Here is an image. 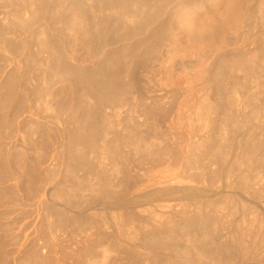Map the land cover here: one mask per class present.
Segmentation results:
<instances>
[{
	"label": "rangeland",
	"instance_id": "1",
	"mask_svg": "<svg viewBox=\"0 0 264 264\" xmlns=\"http://www.w3.org/2000/svg\"><path fill=\"white\" fill-rule=\"evenodd\" d=\"M0 1L1 2L3 1L2 3L0 2V4L2 5V8H4V9L0 8V12L2 13V14L0 13V32L1 31H4L3 33H5V34H3V36L9 37V35H6V34L8 33V29L11 27V25L8 24L9 20L6 19L7 20L6 21L4 18H6L7 14L12 9V6H11V3H9L10 0H0ZM102 1L105 2V0H102ZM150 1H151L150 2V5L151 6L149 5L150 7H148V8H145V6L142 7V5H144V2H145V1H143L140 4L139 11L136 8H134V5H133L132 1L129 2V7L126 9V13H129L130 12L131 15H132L131 18H129V19H128L127 16H125L126 15L125 14V11L120 6H118L117 4L115 5V3H112V7H111V4H108V6L106 7V5L101 2V0H95V1L94 0H85V1L84 0H38V1L37 0L36 1L35 0H25V2L23 0V2L21 3V6L19 8L20 11L18 12L21 15V16L19 15L20 18H19V22H18V23L21 22V24H20V27L17 30L19 33H17V31H15V34L13 35V37L10 38V39H8V41H13L14 43L12 45H10L11 47L9 46V48H8V45L6 44L5 47H6L7 51L4 52V53L3 52L0 53V81H1L0 82V88L2 89V91L6 89L2 93H5L6 91H8L11 86H12L11 88H13L15 90H18L19 89V91H22V93L26 97V99L28 98L27 101H26V104H25L26 106L24 105L25 110H27V109L29 110L30 109V111H31V113L33 115L32 122L35 121L36 124H38V125L40 124V125H39V127L36 126V128H38V130H36V133H34L35 135L34 134H31L33 132V130H32V132L30 130L32 128H34L36 124L34 123V125H32V124L29 123L26 126V127H28L30 125L28 127L29 129H26V127L24 125L25 124L24 122L26 120L25 118L27 117V115H25V113H24L23 116H22L23 119H21V116H20L19 119H18V123L19 124L16 123L19 126H17V125L13 126V128L15 127L14 129H16L15 131L13 129L12 132L9 133V130H7V128H6L7 131L5 130L4 127L0 128V129H2V130H0V136H1L0 137L1 138L0 139V154H1V156H3V157L5 156L6 158H8L10 160V163H11V169L12 170L15 169V171H12L13 178L8 179L7 181H5V183L3 182V184L0 185V195L2 194L4 196V194H5V196L3 198H1V200H0V213H2V215L0 214V216H1L0 217V226L1 225L3 226V227L2 226L0 227V235H1L0 236V252H1V254L5 255V256H2V261H0V264H35L36 263L35 262L36 256H34V255L35 254H38V253H39L38 255H40V258H42L44 256H47V258L49 257L48 258L49 259V263H51V264H99V263L100 264H126V263L127 264H136V263L139 264L140 262H142V264H143V262H145L144 264H146L147 263V260L146 259L147 258L152 259L151 257H153V259L156 260V263H158V264H173V261L176 260V257L175 256H177V258H179L178 260L180 262L185 257V255L184 254L182 255L181 253H178V252H174V248L171 247L172 245L175 246V247H177V248H183V249H187L189 251L191 250L190 251V256H191L192 261H193L194 258H196V259H194V262H193L194 264H196V263L197 264L198 263L199 264H204V262L206 260L207 261L205 262V264H209L211 262V258L210 257H206V259H204L205 257H200L199 258L197 255L195 256L194 252L192 253L193 248L191 246V242H190V239H189L191 237V234L195 235V234L199 233L201 230H204V229H205V231L208 230L207 232H209V237L212 236L211 238H208L207 239V241H209V243H213V245L215 247H217V245H218L219 248H221V247L223 248L224 246H228L229 248H231V250L229 252V255H230L231 251H232V253L234 251L235 254L233 253L230 256L232 257V259L234 258V261L235 262L236 261L237 262L239 261L238 263H240V261L243 262L245 260V257H246L247 259L249 258L250 261L251 260L253 261L252 263L250 261L249 262L247 261L246 263H248V264H264V261H262V260H264V242H262V241H264V238H262V236H264V228H262V225H264V132H262V131H264V34H261L262 32H264V30H262V28H264V26H262L261 30L258 29L259 31L256 30V29H251V30L255 31L253 33V31L250 30V28L252 27V25L250 27L249 22L246 21V12H245L248 9V7L250 8V7H252V6L254 7L256 5V3L254 2L256 0H207L205 2V3H207V5H205V7L202 4V1H200V0H150ZM24 3L26 5V7H24ZM131 3H132V5H131ZM152 3H153L154 6L152 5ZM198 4H200L199 7H197ZM156 6H158V7H156ZM113 7L116 10H114ZM141 7H142V9H141ZM153 7H156V8L154 9ZM34 8H35V10H34ZM109 8H110V10H109ZM161 8H163V10ZM147 9H149V10H147ZM1 10H3V11H1ZM154 10H155V12H154ZM160 10H161V12H160ZM6 11L8 13H6ZM144 11L147 12V13H145ZM150 11L152 13H157L156 14L157 16L154 14L155 17H154V15H152L153 17H151L150 19H148V21H149V23H148L149 24L148 30L151 28V30L148 31L147 30V27L144 26V25L146 24L148 26V24H147L148 21H145V20H147L146 16L149 13H151ZM215 11H217V12L215 13ZM3 12L5 13V16L4 17H3V14H4ZM137 12L138 13L141 12L140 13L141 15L140 14H137ZM142 12H144L145 14L142 13ZM159 12L161 13V15H160ZM210 12H211V14H210ZM31 14H32L33 17L31 16ZM142 14L145 15V18H144V15H142ZM158 14L160 15V17H158L159 16ZM204 14H206V15H204ZM138 15H140V16H138ZM23 16H26V17L23 18ZM262 16H264V13H262ZM156 17H158V19ZM155 18H156V20H155ZM212 18H213L214 21L212 20ZM22 20H23L24 24L22 23ZM24 20L25 21H28L29 20V21L26 22L27 25L23 27V25L26 24ZM128 20H129V22H128ZM192 20H194V21H192ZM200 20L202 22H200ZM239 20H240V23H239ZM155 21H156V23H154ZM159 21H161L162 24H164L165 22H168V23H165L164 24L167 27H165L164 25H162ZM262 21H264V18H262ZM133 22H135V25H134ZM151 22H152V24H151ZM153 23H154V25H157V26H154ZM6 25H7V27H6ZM160 25H162L163 27L160 26ZM177 25H178V27H177ZM83 26H84V28H83ZM154 27H156L154 29L155 31L157 29H159V28L160 29L157 30L156 32H153V28ZM164 27H165V29H162L163 30L162 31L161 28H164ZM89 28H91V29H89ZM217 29H218V31H217ZM65 30L67 32H65ZM86 30L90 31L89 33L91 35L89 33H87L88 31H86ZM57 33H58V35H57ZM85 33L87 35L89 34V36H87ZM257 33H260V34H257ZM16 34L17 35L20 34V35L17 37ZM150 34H151V36H149ZM180 34H181V36H180ZM95 35H97V36H95ZM215 35H216V37H215ZM82 36H83V38L86 37V39H87L86 41H90L92 39L93 40H92V42H90L88 44V42H85V40L82 38ZM19 37H20V39H18ZM56 37H58V38H56ZM90 37H93V38L91 39ZM156 37H160L159 38L160 40L159 39L158 40H159V42H161V41L162 42L161 43H158V40H157ZM13 38H17V39L16 40L15 39L13 40ZM36 38H38V39H36ZM48 38H49L50 41L47 40ZM88 38H90V39L88 40ZM166 38H169V39H166ZM21 39L23 41H24V39L25 40L27 39V40H26V42L24 41L23 44H22V41L19 42ZM44 40H46V42H43ZM142 40L143 41H146V44L144 43V45H146V46H144L142 44L143 43ZM183 40H185V41H183ZM16 41H17V43H16ZM132 41L135 42L134 43V46L136 45V43H139V44H137L138 47L135 46V49H134V47L132 45L133 44ZM137 41H140L141 44H142V46H140L141 45L140 42H137ZM168 41H170V43ZM129 42H131V43H129ZM173 42H174V45H173ZM20 43H21L22 46L25 44L24 45V48L23 47H19L20 46ZM39 43H41L42 45L41 44L39 45ZM44 43L45 44L47 43L48 45L47 44L45 45ZM147 43H149V44H147ZM152 43H153V45H152ZM157 43L159 44V46H158ZM236 43H238V45ZM16 44H18V45H16ZM49 44L52 47L49 46ZM163 44L165 46H163ZM53 45H54V47H53ZM46 46H49L51 48H49V47L47 48ZM128 46H130V48ZM153 46H156L157 48L156 47H153ZM121 47H123V49H124V47H126L125 49H131V50H133L135 52H137V50H138L137 48H139V47H142V49L144 47V49L148 50L149 52L152 51L151 52L152 54L150 56L152 58L149 59L151 62L148 60V61H146V63L147 62L148 63L150 62L149 64L151 65V69H152V66H156L155 68L153 67V70H156V71H154L155 73L153 72V74H156L157 72L160 73V75H158V73L156 74V76L158 75L157 77L155 75L152 76V74H151V77H152V80H153L152 82L154 84L156 83L157 87L160 84V86L158 87L159 89H162L163 88V90H165V88H166L165 91H168V90L172 91L171 89H173L172 92H176L177 90L174 89V88H176L175 86H177V88L178 87L180 88V89H178V91L180 90L181 92L180 93H177L176 92L177 93L176 94L177 96H175L176 98L174 97V99H173L172 108L174 109V107H175L176 111L177 112L180 111L181 113L179 112V113L176 114V111L172 109L173 111L171 112V114L173 116L169 117L165 121V124L166 125L161 122L160 123V126L162 128L160 127L159 129H160L161 132H164V133H167L168 134V136L166 138L168 140H165V141H168V143L170 142L171 145H173L174 147H176V144H180L181 151L179 150L180 152H178V153H179V155L180 154L181 155L178 156L179 158L177 157L176 161L173 162V164H166L167 166L166 165H161V167H160V165H158V166L156 165V169H155V166L153 167V165L151 163V161H152L151 158L152 157H149V155L147 157L145 155L146 159L142 161V164L141 165H137L138 163L136 161L139 159V157H140L141 154L139 153L140 155L137 154L136 156H134L136 154V153L134 154V152H137V151H134L133 150V152L130 153V151L128 150V152H127V149H126L127 146H123V147L120 146L121 148L119 147V149H117V151L120 152V153L118 152V154H119L118 156L116 154L115 155L113 154V151L112 150L115 149V147L117 146V144H116L117 142L114 143L115 141H113V140H115V138H112V137L115 136L117 138V140H119L120 138H121V140H123V138H125V137H126L125 139H128V137L130 136L129 135L130 133H128V132H131L130 130H132V131L133 130L140 131L142 129L143 131L141 130L140 132H142L143 134H146L148 132V130H147V128L145 126L144 127L143 126H141V127L138 126L140 124V121H142V119H140V117H138V113H139V108L140 107L138 105L139 102L138 103L136 102V101H138V97L136 96L138 94H136L135 96L132 97L134 99L136 97L135 100L132 99L131 97H128V99L130 98L129 101H126V103L124 102V104L122 106H119L117 108L112 109V110L118 109L116 111L118 113L115 112L116 113L115 115H114V111L109 110L111 108H109V109L108 108H100V111L104 110L102 112H104L103 114H105L106 117H107V115L109 116V119H108V122L110 123V124L108 123L109 125H107V123H104L105 125L103 124V122L105 120H102V122H100L101 121L100 118L103 116L102 112H100L102 114V115L100 114L101 117L99 116V120L97 119L96 120V123L94 125H92V127H90V129H89L91 131V134H90V131H88V130H85V131L84 130L82 131V129L80 130V135H82V136H80V139L79 140L82 142V145H81V142L78 143V145H81V146H79V149L78 150H80V152L82 153V155L84 154L82 156V157L85 158V159L82 160L84 164L81 161V163L79 164V166H76V167H74L72 169V167H70V166L67 167V164H65L63 161L61 162V160H59V159H56V160H59L60 162L59 161L56 162L54 159H51L49 157V155L51 156L52 153L54 151H56L55 149H57L56 152H59V151H61L63 149L62 148V145H63V142H64L66 136H64L61 131L64 128L62 126V127H60V129H57L58 131L60 130V132L57 133V131L55 130L56 128L53 125L52 126L49 125L48 129H51V131L53 132V134H52V132L50 130H48V131H50L49 135H51V136H49V137L51 138V140H52L51 141L50 138L48 137V134H46L45 131H44L45 128H46V127H43L45 125V122H44L45 120H43V119L40 118V117H42L44 115L53 113V111H56L57 112V108H56L55 103H53V101H51L52 98H53V96H54V94H55V92L56 91H59V92H61V96H63V97L65 96L64 99L67 98L66 101H68V106L69 107L68 106L66 107L65 114L63 115L65 117H63V119L64 120H67V121H65V124L67 123L66 125L72 131L69 128H66V129H68V131L71 132V133H75L76 132L77 127H74V126H77L76 123L80 120L81 116L83 115V113H82L83 110H84L83 108L84 107H88V108H85V109H89V108H92V107L93 108H96V107H95V105H93V99L94 98L91 95H86V93L84 92L83 88L79 87L81 85H79V84H78V86L75 85V83L72 82L74 80H71V79H66V82H65V78L64 77L66 76V74L63 75V73H61L62 72V69H61L62 67L59 65V62L56 61L52 57V54H54V51L57 48L56 50L57 51L60 50L61 54H63L62 58H63L64 63H66V64L68 63L69 66L71 64L72 65L71 67H75L76 66L75 68H78L79 67L80 70L81 69L83 70V69H88L89 68V70H94L95 69L96 71L97 70L99 71V69H100L99 72H102L100 74L103 75L104 78H108V74H109L110 71H108L109 69H107L106 67L102 66V64L108 63L109 60L115 59L117 57L116 53H118V52L121 53V51H122V49H120ZM147 47H149V48H147ZM151 47H153V48L151 49ZM176 47H178V48H176ZM42 48H44V49H42ZM117 48L119 49L118 51H116ZM26 49H27V51H26ZM139 49H140V51L138 50V52H140L142 54H143V52L145 53V51H146V50L143 49V52H142L141 51L142 49L141 48H139ZM168 49H170L171 51L168 50ZM177 49H179L180 51L177 50ZM216 49H217V51H216ZM93 51L95 53H92ZM105 51H106V53H104ZM221 51H225L227 53V56L230 54V56L232 57L231 58L229 56L230 59L227 58L228 62L225 63V64H227L228 67H230V65H229L230 62H234L231 59H233L235 56H236V58H234L235 59V62L238 61L237 62L238 64H242L243 63L246 66V67L244 65L243 66L242 65H239L238 66V67L241 66V68L239 70H242V71H239L237 69L238 67L236 69H232V70H229V71H227V69H226L225 70V73L223 72V75L222 76H224V74H226L227 76L225 75L224 78H221L219 76L218 77V80H217V83H218V81L222 80L221 83L219 82L220 85H221V87H224V86L226 87L227 86V88H223V89H224V91L226 93L229 92L228 94H230L229 89L231 87L236 88V91H235L236 94L235 95H237L236 98L238 97L237 99L240 100L239 101V104L241 103V105H237L239 109L236 106H235L236 108L235 107L233 108V106L230 104L229 101H228V103L230 105L228 103H226V105H225V106H227L226 108L225 107H222L225 103L222 104V105H220V106L217 105V107L215 106V108L213 109L214 110V113H213V110H212L211 115L210 114L208 115L209 118H211V119L207 118L206 121H203L201 119V117H197L198 115H196V114L198 112H196V111L194 112L193 111V110H195L194 109L195 104L196 105L197 104L199 105V100H200L199 98H201V94H202V89H200L199 86L200 85H203L202 80L205 77V73L203 74V72L210 65V63H207V62H210L211 60L209 61V59L210 58L212 59L216 54H218ZM66 52H68V53L66 54ZM11 53H13V54H11ZM38 53H39V55H37ZM109 53H111V54H109ZM231 53H232L233 56L231 55ZM6 55L8 57H6ZM13 55H14L15 58L18 56L17 59L13 58ZM29 55H31V56L29 57ZM46 55H48V56H46ZM158 55H160V56H158ZM107 56H109L108 59H107ZM174 56H177V57L175 58ZM80 57H81V59H80ZM88 57H90V58H88ZM155 57H157V58H155ZM184 57H185V59H184ZM238 57L241 60H239ZM28 58H29V60H27ZM71 58H72V60H70ZM105 58H106V61H105ZM247 58H248V61L249 62L248 61H245V60H247ZM25 59H26V61H25ZM122 59L123 58H121V60ZM152 59H155L154 61L155 62L157 61L159 63L157 64V63L153 62ZM159 59H160V61H159ZM6 60H7V62H6ZM161 60L164 63H161ZM177 60H178V62H177ZM44 61H45V63H43ZM78 62H80V63H78ZM82 62H84V63H82ZM235 62L234 63H231V66L233 64H237ZM246 62H248V63H246ZM16 63H18V64H16ZM41 63H43L46 67L44 68ZM46 63H48V64H46ZM148 63L147 64H144V69H146V67H147L148 70H149V72H152L153 70H150V65L148 67ZM151 63L154 64V65H152ZM35 64H36V66H35ZM161 64L162 65L164 64V65L168 66L167 67L168 70L166 69V66H164V65L161 67ZM201 65L202 66L205 65L206 67L203 66V68H202ZM247 65L249 67H247ZM49 66H50V68L47 69V67H49ZM56 66L60 67L61 70H57L58 68ZM225 67H226V65H225ZM244 67L246 69H244ZM161 68H162V70H161ZM2 69H3V71H2ZM36 69H37V71H36ZM40 69H42V71ZM144 69L140 67L138 69V72H136V77H137L138 83H141V82H143V84L145 83V81H144V77L145 76L144 77H143V75L141 76V74H144L145 73L144 72ZM170 69L171 70H174V71L171 72ZM175 69H177V71ZM191 69L194 72L191 71ZM189 70H190V72H189ZM234 70H237V72L234 71ZM246 70H248V71H246ZM163 71H166V73H168L169 75L166 74ZM179 71L181 73H184V74L181 76V73ZM1 73H2V75H1ZM58 73H61L64 76L63 77L64 79L61 77L62 75L61 74L59 75ZM173 73L174 74L175 73H179V75L178 74L173 75ZM194 73H195V75H194ZM165 74L167 75V77H166ZM40 75H43V77L40 76ZM54 75H55V77L57 79L54 78ZM9 76H10V78H9ZM12 76H13V78H15V77L17 78L18 77L17 78L18 81L15 80L16 78L13 79ZM169 76L171 78L173 77V79H175V80L170 79ZM195 76H197V77H195ZM154 77H155V80L156 79H158V80L154 81V79H153ZM188 77H190L189 80H188ZM8 78H9V80H8ZM28 78H30V79L28 80ZM219 78H221V79H219ZM5 79H6V81L8 80L7 82H10L12 80L11 81L12 83L11 82L10 83H7L5 81ZM241 79H242V81H241ZM13 80H15V83H14ZM141 80H143V81H141ZM159 80H161V81H159ZM165 80L167 82H164ZM168 80L169 81L172 80V81L169 83ZM185 80H188V82L185 81ZM246 80H248V81H246ZM172 82L175 85H173ZM190 82H192V83H190ZM4 83H7V85H5ZM72 83H74V84H72ZM70 84H72L74 86V88ZM180 84L182 86H180ZM233 84H235V85H233ZM4 85L7 88H4L3 89ZM8 86H9V88H8ZM13 86H16V88L13 87ZM195 86H196V88H195ZM71 87H72V90H71ZM201 87L203 88V86H201ZM228 87H230V88H228ZM189 88H191V90L194 89V91L193 90L192 91L191 90L189 91ZM67 89H68V91H67ZM198 90H199V92H197ZM200 90H201V93H200ZM34 91H36V92H34ZM188 91H189V93H187ZM142 92L139 91L140 94ZM192 92H193V94H192ZM256 92H258V93H256ZM0 93H1V91H0ZM183 93L185 94V96H184ZM197 93H199V94L198 95H195ZM76 94L79 97L76 96ZM179 94L181 96L183 95L186 99L184 97L183 98L185 100L182 99V97ZM187 94H189V96H187ZM192 95H195V96L190 97ZM27 96H29V97H27ZM178 96H180V98L183 101L180 98H178ZM212 96H213L212 98H214V94H212ZM86 97L89 98V99L91 98L90 101L85 100ZM195 97H196V99H195ZM44 99H45V102L43 101ZM165 99H164V101H162V103L164 102L165 105L169 106V104L166 103L169 100H167V99L165 100ZM197 99H198V101H197ZM192 100H194L193 101V103H194L193 105H192ZM228 100H230V99H228ZM40 101H43L44 104H43V102H40ZM94 102H95V99H94ZM185 102L188 103V104H186ZM85 103L87 104L86 106H84ZM162 103L161 104H158V106L160 108L163 107V106H165L164 104L162 105ZM45 104H47V105H45ZM160 105H162V106H160ZM197 106H195V107L197 108ZM188 107L190 108V111L188 110L190 113H188V111L186 110V109H188ZM221 107L224 108V109H222ZM75 108L77 109V110H75L76 112L73 111ZM125 108H127V109H125ZM216 108L219 109L220 111L216 110ZM228 108H230V109H228ZM105 110H107V112ZM174 111H175V113H174ZM191 111L193 112V114L190 115V116H192V118H190V116H189V114H191ZM235 111H237V112H235ZM56 112L54 114H56ZM108 112H111L110 114L113 117H115L116 120H114V118L111 117L110 114H107ZM119 112H121V115L119 114ZM245 112H246V114H245ZM2 113H3V111L1 112V110H0V115ZM186 113H188V118L190 119V121L188 119H186V117H185L186 115H184ZM194 113H196V114H194ZM212 113H213V116H212ZM118 114H119V116H118ZM39 115H40V117H39ZM105 115H104V118H101V119H107L105 117ZM127 115H128V117H131L132 119L129 118L130 119L129 120L127 118ZM195 115H196V117H195ZM176 116L177 117L178 116L179 117L183 116V117H181L182 119L180 118L178 120L177 118H175ZM172 117H174V118H172ZM237 117H239L241 119H239ZM123 119L124 120L127 119V120L124 121ZM175 119H177V120H175ZM199 119L202 120V121H200ZM21 120L24 121V122H22ZM41 120H43V121H41ZM168 120H169V124H168ZM182 120L185 121V122H183ZM207 120H210L211 121L210 122V125H209V123H207V122H209ZM73 121H75V122H73ZM115 121H117V124L115 123ZM175 121H178V122H176V127L174 125L175 124ZM196 121H198V123ZM237 121H238V123H237ZM97 122L100 125H98ZM113 122L117 125V128L114 127L115 124ZM119 122L122 125L121 124H118ZM195 122H196V124H195L196 127H194L195 125L193 124ZM219 122H220V124H219ZM20 123H22V124H20ZM126 123L129 124V125H127ZM200 123L202 125H200ZM123 125L124 126L126 125V126L124 127ZM182 125H184L185 128ZM31 126H33V127H31ZM71 126H72V128H71ZM93 126L94 127L96 126L97 129L94 128ZM122 126H123V128H122ZM179 126H181V127H179ZM205 126H206V128H205ZM137 127H139V129ZM167 127H170V131H169V128H167ZM92 128H94L95 130H97L96 132L98 134L95 132V130H92ZM106 128H107V131H106ZM129 128H130V130H129ZM102 129L104 130V132H103ZM124 129H125V131H124ZM171 129H174V130H171ZM226 129L227 130L229 129V130L227 131ZM242 129H243V131H242ZM24 130L25 131L28 130L29 133H27L28 131L25 132ZM120 130H122L121 133H120ZM166 130H168V131H166ZM230 130H231V132H230ZM115 131L118 132V133H116ZM123 131L125 133L126 132L127 133L125 134ZM185 131H186V133H185ZM187 131L189 132L190 135L188 134ZM39 132L42 135H40ZM99 132H102V133L100 134ZM149 132L152 133L154 131L149 130ZM173 132H174V138L172 136L173 135ZM93 133L94 134L96 133L95 134L96 135V138H95V135ZM113 133H115L116 135H114ZM123 133L126 136L122 138L121 137V134H123ZM176 133H177V135L179 137L180 136L181 137L180 138L177 137V135H175ZM87 134L88 135L90 134V136H88ZM102 134L104 135V137L102 136ZM158 134H160L159 133V130H158ZM197 134H198V136H197ZM202 134H205V136L202 135ZM223 134L224 135L226 134V136H224ZM26 135H29L30 137L29 136H26ZM52 135L53 136H56L57 135V138L56 137H52ZM84 135L86 137H88V138L86 139V137ZM98 135H100V136H98ZM112 135H114V136H112ZM152 135H154V134H152ZM156 135H157V132H155V136ZM200 135L203 136V139H202V136H201L200 139H198L200 137ZM24 136H26V137L24 138ZM37 136H38V138H37ZM97 136H98V139H100V138L102 139V137H103L104 140L103 139L102 140L100 139L101 140L100 142H104L105 141L104 142L105 144L103 143L104 146H110V145L112 146L113 144H115L114 145L115 147L112 146L113 149H111V152L108 151L110 153V155H111V156L109 155L110 159L106 156L107 154L105 155V157H103L101 154L100 155L98 154V153H101L102 147H104V146H102V143H99V141L97 142V140H98L97 139ZM105 136H106V139H105ZM207 136H208L209 139L206 138ZM71 137H72V135H70L69 138H71ZM84 137H85V139H83ZM91 137L92 138H95L96 140L94 139L95 141H93V139ZM175 138H176V140H175ZM62 139H63V141H62ZM107 139H108V141H107ZM111 139H113V140H111ZM16 140H18V141H16ZM153 140H155V139H153ZM201 140H203L204 142L201 141ZM151 141H152V139H151ZM155 141H153V142H155ZM160 141H162V140L160 139L159 142ZM191 141H193V144H195L197 142L195 144L196 145L195 147H194V145H193V147L191 146L192 145L191 144ZM60 142H62V143H60ZM83 142L86 144V145L85 144L84 145L87 146V147H85L83 145ZM87 142H89V143H87ZM94 142H96V143H94ZM106 142H108V143L106 144ZM202 142L205 143V144H203L204 147L202 145ZM30 143H31V145H30ZM98 143L101 145V151H100V148L97 147V146H100ZM160 143H164V140L162 142H160ZM53 144L54 145L56 144V145L53 146ZM88 144L90 145L89 147H88ZM96 144H98V145L96 146ZM94 145H95V148H94ZM29 146H30V148H29ZM92 146H93V149L94 150L91 148ZM197 146H199V147H197ZM6 147H7V149H6ZM51 147L52 148H55V149L54 150L53 149L51 150L50 149ZM82 147H83V150H82ZM31 148H32V150H31ZM37 148L39 149V151H38ZM96 148L99 149V152L98 153H97V149ZM108 148H110V147H108ZM218 148H220V149H218ZM88 149H90V151L92 149V152L88 151ZM128 149H130L132 151L133 145H130V147H128ZM76 150H77V148L74 147V151L75 152L78 151V150L77 151ZM51 151H53V152H51ZM84 151H86V152H84ZM111 153L114 155V157H113V155ZM128 153H130V154H128ZM182 153H183V155H182ZM102 154L104 155L105 153H102ZM123 154H124L125 158H128V161L130 160L129 162H130L131 165L128 164V166H131L132 167V169H131L132 170L131 171L132 173L131 174L132 175H135L136 174L137 177L139 175L138 178L141 179L140 181L137 180L138 182L133 181L131 183V185H130V183H128L129 185L126 184L127 181L125 180V172L122 173V169L121 168L119 170V167L122 166V161L125 159L124 156H123ZM250 154H252V155H250ZM128 155L129 156L131 155L130 156V159H129V157H126ZM256 155L258 157H256ZM13 156H15V157H13ZM93 156H95V157H93ZM116 156H117V158H116ZM119 156L123 158L122 161H120L121 158ZM191 158H193V159H191ZM238 158H239V160H238ZM17 159H18V161L20 159L23 160L22 161L23 164H22L21 168L19 167L20 164L17 161ZM34 159H36V160H34ZM25 160L27 162H25ZM200 160H201V163H200ZM198 161H199V164H198ZM116 162L118 163V165H120V163H121V165L120 166L116 165ZM27 163H29L28 164L29 166L33 164L32 165L33 166V169H35L36 171L35 170H30L29 169V166L27 165ZM112 163H115V165H113ZM59 165H61V166H59ZM64 165L68 169L66 167H64ZM91 165H93V167L96 170L94 168H92ZM114 166L115 167L117 166V167L115 168ZM139 166H140L141 169L139 168ZM239 166H241L240 167L241 169L239 168ZM78 167H79V170H78ZM83 167H84V169H83ZM149 167H151V168H149ZM146 168H147V170H146ZM152 168H154V169L151 170ZM158 169H160V170H158ZM73 170H74V172H73ZM84 170L86 171V173H85ZM64 171H65V174H63ZM137 171H138V173H137ZM52 172H53V174H52ZM79 172H81V173L79 174ZM90 172H92V173H90ZM251 172H253V173H251ZM20 173L21 174L23 173V174L21 175ZM32 174H33V176H32ZM58 174L59 175L61 174V175L59 176ZM68 174H69V176H68ZM53 175H54V177H53ZM62 175H66V176H62ZM107 175L110 176V178ZM242 175H243V177H241ZM61 176H62V178H61ZM141 176L142 177L144 176V177L142 178ZM47 177H49V178H47ZM55 177L56 178L58 177L59 179L57 178L58 179L57 180V179H55ZM96 177H98V178L96 179ZM186 177H187V180H186ZM14 178H15L16 181L14 180ZM27 178H28V180H27ZM32 178L33 179H36V181L34 180V182L32 180L33 183L29 181V179L31 180ZM99 178H101L102 181L99 180ZM176 178L179 181L180 180H182V181H180L178 183V181H177ZM218 178H219V180H218ZM67 179H69V180H67ZM94 179H96L95 181H97V182L99 181L98 184L100 185V187H99V185H97V186L95 185ZM121 179L122 180L124 179L125 182L124 181H121ZM246 179L247 180L249 179L251 181H249V180L247 181ZM19 180H21V182ZM45 180H47L46 184H45ZM77 180H78V182H77ZM184 180L186 182L188 181L189 183L188 182L185 183ZM103 181H105L106 185L104 184ZM118 181H119V183H118ZM225 181H226V183H225ZM100 182L103 185V187H101ZM181 182L184 183V184H182ZM218 182H219V185H218ZM230 182H232V183H230ZM10 183L13 184V185H11ZM30 183H31V185H29ZM43 183L45 184L43 190H45V192L48 190L47 193L49 192L47 195H45L44 197H42V199L45 198L44 200H46L45 202H47L46 203V206H42L40 204H37V200H36L37 198L39 199V197L43 194V190H42ZM49 183H51V184H49ZM74 183H76V184H74ZM120 183H123V184H120ZM197 183H199V184H197ZM208 183H209V186H208ZM216 183H217V185H216V189H215V185H213V184H216ZM58 184L59 185L61 184L59 186V188H57L58 187ZM92 184H94V186H96V187L94 188L92 186ZM48 185H50V189H49V186ZM79 185H80V187H79ZM205 185H207V186H205ZM251 185H252V187H251ZM81 186H82V189H81ZM55 187H56L57 190L54 189ZM61 187H63V188L61 189ZM66 187H68V188H66ZM74 187H76V188H74ZM78 187H79V189H78ZM210 187H212V188H210ZM16 188H17V190H16ZM52 188H53V193H52V196H51V193H50L51 191H49V190H52ZM83 188H84V190H83ZM85 188H86V190H85ZM57 192H59L61 196ZM88 192H91V193H88ZM101 192H103L104 194L103 193L101 194ZM16 193H17V195H15ZM92 193H93V195H91ZM94 193H96V194H94ZM255 193H256V195H255ZM28 194L31 195V199H30V196ZM65 194H68V195H65ZM101 195H104V196L107 195V197L104 199V197L103 198L100 197ZM245 195L246 196L248 195L247 196L248 198ZM48 196H51V197H49V199H48ZM115 196H118V197H115ZM227 196H228V198H227ZM59 197H61L63 199H61V198L59 199ZM67 197H69L72 201L69 200V198H67ZM114 197L117 198V199H115ZM64 198L65 199H68L72 203L71 202H69V203L66 202V200ZM86 198L88 199V201L86 200ZM114 199H115V201H114ZM24 200H25V202H24ZM48 200H51V201H48ZM60 201H61V203H60ZM94 201H96V202H94ZM231 201H233V202L231 203ZM85 202H87V203H85ZM152 202H153L154 205L152 204ZM156 202L159 205H156L157 204ZM160 202H161V204H160ZM64 203H66L67 205L64 204ZM70 203H71V205L73 207H71ZM4 204H6V205H4ZM49 204H50V206L47 208V206ZM60 204H61V206H60ZM81 205L84 206L83 209H82V206ZM165 205L168 206L169 208L172 207L170 210H171V212L173 210L172 214L175 215L176 222L179 223V224L176 223L179 226H176V225L174 226L173 222L170 223V224L168 223V225H170V228H171V226H173V229L171 228L173 231L170 230V228H168L169 226H167V224H166V226H164V228H165L164 229V232L165 233L163 235H161L163 237H161V239H158V241H161V243L168 245V248L169 249L167 248V250H166V249H164L162 247H158V248L156 247L155 250L153 248L150 251H149V249L148 250L143 249L141 246H142V243H144V242L141 241V238H142V235L144 237H146V235L148 233L147 230L150 229L149 228L150 225H147L145 227L142 224H140L141 222H144V219L142 221L141 216L142 217L144 216L143 218L146 219L147 218V215L145 217V214H147L148 211H151V210L157 211L158 208L161 211L162 209H165V207H166ZM64 206L68 207V209L66 207L64 208ZM154 206L157 209H155ZM158 206H161V207H158ZM191 207L192 208L194 207V208L192 209ZM15 208L17 209L16 211H15ZM160 208H162V209H160ZM180 208H182V209L180 210ZM61 209L62 210L66 209V211L64 210V212L66 213V215H69V216H66L67 217L66 224L64 226H62L63 228L61 226H60V228H59V226H57L56 228L58 229V231H57L56 228H53V229H56V233L55 234H52V230L53 229H51V233H49L50 227L49 228H47V227L50 226L49 223H51V221L53 220L52 219L53 217H52V215H51L50 212H52V214H53L54 211L55 212L56 211H59V210L62 211ZM121 209H122V211H121ZM135 209H137V210L138 209H141L140 212L143 211V213H140L139 210L136 212ZM68 210H69V213L71 212L70 214L67 212ZM113 210H115V211H113ZM190 210H191V212H190ZM74 211H76V212H74ZM95 211H96V213H95ZM145 211H146V213H145ZM180 211H182V212L185 211V212H184V214H182V212H180ZM115 212H118V213L120 212V213L117 214ZM230 212H232V213H230ZM132 213H134V214H132ZM126 214H128V215L130 214L129 221H130V224L131 225L128 223L129 222L128 221V216H126ZM229 214H231V215H229ZM260 214L262 215V217L260 216ZM47 215L49 216V218H48L49 221H47V217H48ZM76 215L79 216V218H77ZM92 215H94V216H92ZM243 215L246 218L243 217ZM13 216H15V217L13 218ZM136 216H137V219L135 218ZM98 217H100V218H98ZM114 217H116V218H114ZM131 217H133V218H131ZM204 217L205 218L207 217V218L205 219ZM203 218L205 220L208 219V221H204ZM69 219H70V221H69ZM73 219H77V220H74V222H73ZM100 219H102V220H100ZM117 219H118V222L120 220L119 224L117 222ZM123 219H126V220H123ZM133 219H134V221H133ZM240 219H242L243 221H241ZM87 220L91 224H89V222ZM97 220H98V223H96ZM136 220L138 222H136ZM85 221H86V223H85ZM194 222H195V224H194ZM203 222L205 224L206 223L207 224L205 225ZM70 223H72L73 225L70 224ZM84 223H85V225H84ZM105 223H106V225H104ZM123 223H126V224H123ZM254 223H256V224H254ZM45 224L46 225L48 224V226H46ZM139 224H140V226H139ZM235 224H236V226H235ZM248 224H249V226H248ZM94 225L97 228L94 227ZM122 225H123V227H122ZM193 225H194V227H193ZM220 225H222L223 227L220 226ZM260 225H261V227H260ZM141 226H142V228H140ZM234 226H235V228H234ZM66 227H67L68 230H66ZM137 227H138V229H137ZM174 227H178V228H175L174 229ZM247 227L250 229L249 231H248V229H246ZM46 228H47V230H46ZM134 228H136V229H134ZM202 228H204V229H202ZM139 229H140V231H138ZM180 229H182V230H180ZM217 229H218V231L220 233L217 231ZM26 230H27V232H26ZM72 230H74V231H72ZM82 230H83V232H82ZM211 230H212L213 233L211 232ZM141 231H143V232H141ZM72 232H74V234H72ZM125 232L128 233V234H126ZM26 233L28 235V240H30L29 241L30 243L29 242L27 243L26 241L23 242L24 235ZM123 233H125V235ZM240 233L242 234V237H240L241 236ZM49 234H51L52 236L49 235ZM87 234L90 235V238L88 237L89 241H88L87 238H85L87 240H85L83 242V239H84V237H87ZM177 234H178V236L180 238H178ZM244 234H247V235H244ZM250 234H251V237H250ZM253 234H254L255 239L252 238L253 237ZM17 235H18V237H17ZM22 235H23V237H22ZM260 235H262V236L260 237ZM127 236H129V237H127ZM238 236L240 237V239L243 238L242 240H244V241L241 240V242H240L243 246H246V247L247 246H249V247H253L254 246L255 249H254V251H252L253 253H251L250 250L247 249V251H245V253H247V256H246L244 252L242 253L241 251L237 250L238 248L236 249L235 245H238V243L240 241L239 238H238ZM243 236H246V237H243ZM52 237H53V239L55 237L56 238L55 239L56 241H53L52 240ZM221 237H223L224 240H227V242L224 241L223 238H221ZM225 237H227V239H225ZM247 237H248V239L246 240ZM96 238H97V240H96ZM112 238H114V239H112ZM135 238L136 239H139L138 241H140V242H138L137 240H135ZM257 238H260L261 240L259 239L260 240L259 241ZM90 239L93 240V241H91ZM72 241H74L73 243H75V244H78V242H81V241L84 244H85L86 241H87L86 244L89 242V244H87V245H84L82 242L80 244H78L79 246L82 245V247H83V245H84V247L86 246L85 247V250H86L87 247H89V248H87L88 250H86V253H85V250L82 251L81 254L83 256L80 254L81 256L76 257L77 256L76 255L75 256L76 259H75V257H72V255H69V253L71 252V250L73 252L74 249L76 248L74 246V244L71 243ZM221 241H223V242H221ZM256 241L259 242V243L257 244ZM8 242H9V244H8ZM20 242H22L23 244H21ZM149 242L150 241H146L145 244H150L151 242L150 243ZM260 242H262V243H260ZM61 243H62V247H61ZM65 243H67V244H65ZM95 243H96V245H95ZM56 244L58 245L57 246L58 248L56 247ZM116 244H118V245H116ZM17 245H19V246H17ZM20 245H22V247ZM53 245L56 247V249H55L56 252L53 251ZM231 245H234V247L231 246ZM118 246H120V247H118ZM70 247H72V248H70ZM189 247H190V249H189ZM68 248H69V250L70 249L71 250L68 251L67 250ZM95 248H96V250H94ZM160 249H162V250H160ZM35 250H38V251L35 252ZM99 250H101V251H99ZM137 250H139V251H137ZM140 250H141V252H140ZM257 251L258 252L261 251V252L260 253H257ZM98 254H99V256H98ZM4 257H5V259H4ZM33 257L35 259H33ZM80 257H81L82 260L80 259ZM83 257H85V258H83ZM96 257L97 258H100V259H97ZM198 258L201 259V260H199ZM202 258L204 259L203 261H202ZM235 258H237V259L235 260ZM253 258H255V260ZM79 259L81 260L80 262L78 261ZM125 260H126V262H125ZM128 260H130V261H128ZM197 260H198V262H197ZM208 260H210V262ZM256 260H258V261L255 262ZM185 262L183 264H191V263H185ZM259 262H261V263H259Z\"/></svg>",
	"mask_w": 264,
	"mask_h": 264
},
{
	"label": "bare ground",
	"instance_id": "2",
	"mask_svg": "<svg viewBox=\"0 0 264 264\" xmlns=\"http://www.w3.org/2000/svg\"><path fill=\"white\" fill-rule=\"evenodd\" d=\"M36 1V0H35ZM38 1V0H37ZM85 1V0H84ZM95 1V0H94ZM132 1V3H133V5H134V8H136L138 11H139V8H140V4L143 2V1H145L144 2V5H142V7L143 6H145V8H148V7H150L151 5H150V0H105V2L104 1H102L101 0V2L102 3H104L105 5H106V7L108 6V4H111V7H112V3H115V5L117 4L118 6H120L124 11H125V16H127L128 17V19L129 18H131V13L129 14V13H126V9L129 7V2H131ZM200 1H202V4L204 5V7H205V5H207V3H205L207 0H200ZM1 2V1H0ZM3 2V1H2ZM1 2V3H2ZM23 2V0H10V2L9 3H11V6H12V9L10 10V12L8 13L7 11H6V13H8L7 14V16H6V18H4L5 20L6 19H8L9 20V22H8V24L9 25H11V27L8 29V33L6 34V35H9V37H6V36H3V34H5V33H3L4 31H1L0 32V53L1 52H6L7 51V49H6V47H5V45L7 44L8 45V48H9V46L10 45H12L14 42L13 41H8V39H10V38H12L13 37V35L15 34V31H17L18 30V28L20 27V24H21V22L20 23H18L19 22V15H20V13H18L20 10H19V8H20V6H21V3ZM24 2H25V0H24ZM255 3H256V5L252 8V7H248V9L245 11L246 12V21H248L249 22V24H250V27H251V25H252V27L250 28V30L251 29H256V30H258V29H260L261 30V28H262V26H264V21H262V18H264V16H262V13H264V0H256V1H254ZM253 2V3H254ZM5 3V2H4ZM46 3V2H45ZM44 3V4H45ZM92 3V2H91ZM132 3H131V5H132ZM163 3V2H162ZM165 3V2H164ZM35 4V3H34ZM51 4V3H50ZM54 4V3H53ZM61 4V3H60ZM121 4V5H120ZM243 4V3H242ZM150 5V6H149ZM152 5H153V3H152ZM202 5V6H203ZM215 5V4H214ZM226 5V4H225ZM31 6V5H30ZM57 6V5H56ZM55 6V7H56ZM154 6V5H153ZM161 6V5H160ZM200 6V4H198L197 5V7H199ZM218 6V5H217ZM24 7H26V5H25V3H24ZM58 7V6H57ZM110 7V8H111ZM115 7V6H114ZM113 7V8H114ZM142 7H141V9H142ZM156 7H158V6H156ZM156 7H153L154 9L156 8ZM0 8H2V5L0 4ZM6 8V7H5ZM110 8H109V10H110ZM112 8V9H113ZM116 8V7H115ZM114 8V10H116ZM244 8V7H243ZM2 9H4V8H2ZM23 9V8H22ZM29 9V8H28ZM55 9V8H54ZM59 9V8H58ZM61 9V8H60ZM89 9V8H88ZM131 9V8H130ZM144 9V8H143ZM151 9V8H150ZM160 9V8H159ZM162 10H163V8H161ZM213 9V8H212ZM222 9V8H221ZM25 10V9H24ZM34 10H35V8H34ZM136 10V11H137ZM145 10V9H144ZM147 10H149V9H147ZM146 10V11H147ZM245 10V9H244ZM1 11H3V10H1ZM5 11V10H4ZM95 11V10H94ZM120 11V10H119ZM118 11V12H119ZM135 11V10H134ZM142 11V10H141ZM153 11V10H152ZM223 11V10H222ZM34 12V11H33ZM93 12V11H92ZM107 12V11H106ZM128 12V11H127ZM145 12V11H144ZM144 12H142V13H144ZM151 12V11H150ZM154 12H155V10H154ZM160 12H161V10H160ZM159 12V13H160ZM217 11H215V13H216ZM1 13V12H0ZM4 13V12H3ZM40 13V12H39ZM99 13V12H98ZM134 13V12H133ZM141 13V12H140ZM140 13H138L137 12V14H140ZM145 13H147V12H145ZM144 13V14H145ZM2 14V13H1ZM43 14V13H42ZM78 14V13H77ZM136 14V15H137ZM144 14H142V15H144ZM156 15L157 13H149L147 16H146V18H147V20H145V21H148V19H150L151 17H153L152 15ZM173 14V13H172ZM171 14V15H172ZM210 14H211V12H210ZM209 14V15H210ZM74 15V14H73ZM93 15V14H92ZM104 15V14H103ZM111 15V14H110ZM141 15V14H140ZM140 15H138V16H140ZM155 15H154V17H155ZM159 15V14H158ZM160 15H161V13H160ZM160 15L158 16V17H160ZM168 15V14H167ZM204 15H206V14H204ZM216 15V14H215ZM214 15V16H215ZM5 16V13L3 14V17ZM21 16V15H20ZM27 16V15H26ZM26 16H23V18L24 17H26ZM31 16H32V14H31ZM157 16V15H156ZM33 17V16H32ZM31 17V18H32ZM35 17V16H34ZM158 17H156L157 19H158ZM168 17V16H167ZM207 17V16H206ZM239 17V16H238ZM241 17V16H240ZM30 18V19H31ZM58 18V17H57ZM144 18H145V15H144ZM156 18H155V20H156ZM162 18V17H161ZM201 18V17H200ZM33 19V18H32ZM35 19V18H34ZM42 19V18H41ZM68 19V18H67ZM154 19V18H153ZM152 19V20H153ZM215 19V18H214ZM239 19V18H238ZM65 20V19H64ZM134 20V19H133ZM212 20H213V18H212ZM7 21V20H6ZM5 21V22H6ZM21 21V20H20ZM25 21V20H24ZM29 21V20H28ZM28 21H25V23L26 22H28ZM39 21V20H38ZM37 21V22H38ZM57 21V20H56ZM75 21V20H74ZM162 21V20H161ZM161 21H159L160 23H161ZM192 21H194V20H192ZM214 21V20H213ZM216 21V20H215ZM3 22V21H2ZM128 22H129V20H128ZM140 22V21H139ZM138 22V23H139ZM158 22V23H159ZM165 22V21H164ZM188 22V21H187ZM200 22H202L201 20H200ZM22 23L24 24V22H23V20H22ZM134 23V25H135V22H133ZM149 23V21L147 22V24ZM154 23H156V21L154 22ZM154 23H153V25H154ZM165 23H168V22H165ZM164 23V24H165ZM179 23V22H178ZM199 23V22H198ZM218 23V22H217ZM239 23H240V20H239ZM4 24V23H3ZM43 24V23H42ZM64 24V23H63ZM68 24V23H67ZM151 24H152V22H151ZM150 24V25H151ZM162 24V23H161ZM164 24H162V25H164ZM203 24V23H202ZM242 24V23H241ZM27 25V23L25 24V25H23V27L24 26H26ZM55 25V24H54ZM100 25V24H99ZM143 25V24H142ZM152 25V26H153ZM162 25H160V26H162ZM205 25V24H204ZM69 26V25H68ZM137 26V25H136ZM144 26H146L147 27V30H148V27H149V24H148V26L145 24ZM154 26H157V25H154ZM159 26V25H158ZM165 27H167L166 25H164ZM188 26V25H187ZM195 26V25H194ZM6 27H7V25H6ZM46 27V26H45ZM143 27V26H142ZM145 27V28H146ZM163 27V26H162ZM165 27L164 28H161V30L162 29H165ZM177 27H178V25H177ZM42 28V27H41ZM44 28V27H43ZM83 28H84V26H83ZM94 28V27H93ZM106 28V27H105ZM137 28V27H136ZM156 27H154L153 28V32H156L157 30H159V29H157L156 31L154 30ZM89 29H91V28H89ZM96 29V28H95ZM94 29V30H95ZM102 29V28H101ZM186 29V28H185ZM200 29V28H199ZM238 29V28H237ZM248 29V28H247ZM26 30V29H25ZM67 30V29H66ZM65 30V32H67ZM149 30H151V28L149 29ZM148 30V31H149ZM262 30H264V28H262ZM30 31V30H29ZM59 31V30H58ZM64 31V30H63ZM62 31V32H63ZM80 31V30H79ZM84 31V30H83ZM86 31H88V30H86ZM85 31V32H86ZM98 31V30H97ZM147 31V32H148ZM163 31V30H162ZM179 31V30H178ZM217 31H218V29H217ZM222 31V30H221ZM232 31V30H231ZM238 31V30H237ZM244 31V30H243ZM247 31V30H246ZM251 31H253V30H251ZM259 31V30H258ZM27 32V31H26ZM90 31H88L87 33H89ZM93 32V31H92ZM110 32V31H109ZM139 32V31H138ZM152 32V33H153ZM171 32V31H170ZM255 31H253V33H254ZM261 32V31H260ZM17 33H19L18 31H17ZM39 33V32H38ZM45 33V32H44ZM64 33V32H63ZM158 33V32H157ZM161 33V32H160ZM179 33V32H178ZM204 33V32H203ZM222 33V32H221ZM237 33V32H236ZM252 33V32H251ZM86 34V33H85ZM90 34V33H89ZM89 34L87 35V36H89ZM106 34V33H105ZM149 34V33H148ZM162 34V33H161ZM171 34V33H170ZM195 34V33H194ZM224 34V33H223ZM231 34V33H230ZM234 34V33H233ZM257 34H260V33H257ZM261 34H264V32H262ZM17 35V34H16ZM20 35V34H19ZM19 35H17V37L19 36ZM43 35V34H42ZM57 35H58V33H57ZM62 35V34H61ZM80 35V34H79ZM83 35V34H82ZM91 35V34H90ZM132 35V34H131ZM140 35V34H139ZM173 35V34H172ZM178 35V34H177ZM247 35V34H246ZM85 36V35H84ZM95 36H97V35H95ZM106 36V35H105ZM110 36V35H109ZM108 36V37H109ZM149 36H151V34L149 35ZM148 36V37H149ZM180 36H181V34H180ZM205 36V35H204ZM220 36V35H219ZM222 36V35H221ZM252 36V35H251ZM257 36V35H256ZM27 37V36H26ZM38 37V36H37ZM42 37V36H41ZM215 37H216V35H215ZM226 37V36H225ZM240 37V36H239ZM56 38H58V37H56ZM82 38H83V36H82ZM91 39L93 38V37H90ZM90 38H88V40L90 39ZM118 38V37H117ZM153 38V37H152ZM151 38V39H152ZM155 38V37H154ZM157 38V40L160 38V37H156ZM171 38V37H170ZM178 38V37H177ZM238 38V37H237ZM250 38V37H249ZM16 40L17 38H13V40ZM18 39H20V37L18 38ZM36 39H38V38H36ZM84 40H85V42H88V44L90 43V42H92V40H90V41H86L87 39H86V37L85 38H83ZM107 39V38H106ZM166 39H169V38H166ZM176 39V38H175ZM187 39V38H186ZM193 39V38H192ZM224 39V38H223ZM222 39V40H223ZM248 39V38H247ZM27 40V39H26ZM26 40L24 39V41L26 42ZM41 40V39H40ZM47 40H49V38L47 39ZM82 40V39H81ZM155 40V39H154ZM160 40V39H159ZM159 40H158V43H161V42H159ZM162 40V39H161ZM165 40V39H164ZM177 40V39H176ZM182 40V39H181ZM225 40V39H224ZM246 40V39H245ZM18 41V40H17ZM17 41H16V43H17ZM22 41V44H23V40L21 39L19 42H21ZM42 41V40H41ZM50 41V40H49ZM69 41V40H68ZM71 41V40H70ZM80 41V40H79ZM95 41V40H94ZM106 41V40H105ZM141 41V40H140ZM140 41H137V42H140ZM151 41V40H150ZM156 41V40H155ZM171 41V40H170ZM170 41H168L169 43H170ZM183 41H185V40H183ZM28 42V41H27ZM43 42H46V40H44ZM67 42V41H66ZM142 44L144 45V43L146 44V41H143L142 40ZM153 42V41H152ZM172 42V41H171ZM177 42V41H176ZM181 42V41H180ZM228 42V41H227ZM246 42V41H245ZM42 43V42H41ZM41 43H39V45L41 44ZM55 43V42H54ZM53 43V44H54ZM71 43V42H70ZM94 43V42H93ZM129 43H131V42H129ZM132 45H133V47H134V49H135V46H137V44H139V43H136V45L134 46V43L135 42H133L132 41ZM156 43V42H155ZM157 43V44H158ZM189 43V42H188ZM208 43V42H207ZM27 44V43H26ZM30 44V43H29ZM45 44V43H44ZM43 44V45H44ZM47 44V43H46ZM45 44V45H46ZM51 44V43H50ZM49 44V46H51ZM75 44V43H74ZM140 44H141V42H140ZM142 44L140 45V46H142ZM147 44H149V43H147ZM165 44V43H164ZM163 44V46H165ZM190 44V43H189ZM197 44V43H196ZM237 45H238V43H236ZM243 44V43H242ZM249 44V43H248ZM16 45H18V44H16ZM25 45V44H24ZM24 45L22 46L21 45V43H20V46L19 47H23L24 48ZM28 45V44H27ZM42 45V44H41ZM48 45V44H47ZM129 45V44H128ZM152 45H153V43H152ZM155 45V44H154ZM173 45H174V42H173ZM186 45V44H185ZM199 45V44H198ZM225 45V44H224ZM244 45V44H243ZM49 46H46L47 48L49 47ZM84 46V45H83ZM86 46V45H85ZM122 46V45H121ZM131 46V45H130ZM130 46H128L129 48H130ZM144 46H146V45H144ZM149 46V45H148ZM157 46V45H156ZM156 46H153V47H156ZM158 46H159V44H158ZM176 46V45H175ZM174 46V47H175ZM178 46V45H177ZM181 46V45H180ZM183 46V45H182ZM218 46V45H217ZM227 46V45H226ZM11 47V46H10ZM18 47V46H17ZM44 47V46H43ZM52 47V46H51ZM51 47H49V48H51ZM53 47H54V45H53ZM101 47V46H100ZM138 47V46H137ZM136 47V48H137ZM153 47H151V49L153 48ZM173 47V48H174ZM238 47V46H237ZM247 47V46H246ZM26 48V47H25ZM93 48V47H92ZM126 47H124V49H123V47H121L120 49H122V51H121V53H116V55H117V57L115 58V59H113V60H109V62L108 63H104V64H102V66H104V67H106L107 69H109L108 71H110L109 72V74H108V78H104L103 77V75H101L100 73H102V72H99L100 71V69H99V71L97 70H89V68L88 69H79V67L78 68H75V67H71L72 65L70 64V66L68 65V63L66 64V63H64V61H63V58H62V56H63V54H61V52H60V50L59 51H57L55 48V51H54V54H52V57L56 60V61H58L59 62V65L62 67L61 69H62V72L61 73H63V75L64 74H66V76L64 77L61 73H58L59 75L61 74L62 76V78L64 77L65 78V82H66V79H71V80H74V81H72V82H74L75 83V85H77L78 86V84L79 85H81V86H79V87H81V88H83V90H84V92L86 93V95H91L94 99H95V102H94V99H93V105H95V107L96 108H89V109H85V108H88V107H84L82 110H83V115L81 116V118H80V120L76 123V125L77 126H74V127H77V129H76V134L75 133H71V132H69L68 131V129H66V128H69L66 124H65V121H67V120H64L63 119V117H65V116H63L64 114H65V109H66V107L68 106V101H66V99H64V97L63 96H61V92H59V91H56L55 92V94H54V96H53V98H52V100L51 101H53V103H55V105H56V108H57V112L56 111H53V113H50V114H47V115H44V116H42V117H40V115H39V117L41 118V119H43V120H45L44 122H45V125L43 126V127H46L45 128V133L46 134H48V137L49 136H51V135H49V133H50V131H51V129H48V127H49V125H53L56 129V131H57V133L58 132H60V130L58 131L57 129H60V127H62L63 126V130L61 131L62 133H63V135L64 136H66L65 137V140H64V142H63V145H62V150L61 151H59V152H56L57 151V149H55V148H52L53 146H55L54 144H53V146L50 148L51 150L53 149H55L56 151H51V152H53L52 153V155L50 156L49 155V157L51 158V159H54L56 162L57 161H59V160H61V162L63 161L65 164H67V167L68 166H70V167H72V169L74 168V167H76V166H79V164L81 163V161L83 160V159H85L84 157H82L83 155H82V153L80 152V150H78L79 149V146H81L82 145V142L79 140L80 139V136H82V135H80V130L82 129V131L84 130H88V131H90L89 129H90V127H92V125H94L95 123H96V120L98 119L99 120V116H100V112H102V111H104V110H102V111H100V108H111V109H109V110H112V109H114V108H117V107H119V106H122L123 104H124V102L126 103V101H129V99H128V97H133V96H135L136 94H138V95H136L137 97H138V101H136L137 103L139 102V113H138V117H140V119H142V121H140V124L138 125L139 127H141V126H145L146 128H147V130H148V132L146 133V134H143L142 132H140V131H138V130H130V128H129V130L131 131V132H128V133H130L129 135V137H128V139H125L126 137V133L124 132L125 131V129H124V135L123 134H121V137L123 138V137H125V138H123V140H121V138L119 139V140H117V138L114 136V135H116L115 133H113L114 135H112V136H114V137H112V138H115V140H113V139H111V140H113V141H115L114 143H116L117 144V146L115 147L114 145L115 144H113L112 146L113 147H115V149H113L112 148V146L110 145V146H104L103 145V143L105 142H100L102 139H103V137H104V135L102 134V139L100 140V139H98V136H100V135H98L97 136V142L99 141V143H102V146H104V147H102V151H101V145L100 146H97L98 144H96V146L98 147V148H100V151H101V153H98L99 152V149L98 148H96L97 149V153L100 155H102L103 157H105V155L110 159V157H109V155H110V153L109 152H111V149H113L112 151H113V154L115 155H119L118 154V152L119 151H117V149H119V147L121 146V147H123V146H127V152H128V150L130 151V153H132L133 152V150L134 151H137V152H134V156H136L137 154H139L140 155V157H139V159L136 161L138 164L137 165H141L142 164V161L143 160H145L146 159V157L149 155V157H152L151 159H152V161H151V163H152V165H153V167L155 166V169H156V165L158 166V165H160V167H161V165H166V164H173V162H175L176 161V159H177V157L178 156H180L179 155V153L178 152H180L181 151V147H180V144H176V147H174L173 145H171V143L169 142L168 143V141H165V140H168V139H166L167 138V136H168V134L167 133H164V132H161L160 131V123L162 122V123H164L165 124V121L169 118V117H171V116H173L172 114H171V112L173 111V110H175L176 111V109H175V107H174V109L172 108V103H173V99H174V97L175 96H177L176 94L177 93H180L181 91L179 90L178 91V89H180L179 87L177 88V86H175L176 88H174V89H176L177 91V93L176 92H172L173 91V89H171L172 91H170V90H168V91H165L166 90V88H165V90H163V88L162 89H159L158 87L160 86V84H159V86L157 87V85H156V83L154 84L152 81V77H151V74H152V76H156V74L158 73H156V74H153V72L154 71H156V70H153V67L155 68L156 66H152V69H151V65L149 64L151 61L149 60V59H151L152 57H150L151 56V52H149L148 50H146V49H144V47H143V49L144 50H146L145 51V53L143 52V49H142V47H139V48H141L142 50V52H143V54L142 53H140V52H138V50L140 51V49L139 48H137L136 50H137V52H135V51H133V50H131V49H125ZM147 48H149V47H147ZM157 48V47H156ZM162 48V47H161ZM172 48V49H173ZM176 48H178V47H176ZM185 48V47H184ZM195 48V47H194ZM203 48V47H202ZM216 48V47H215ZM219 48V47H218ZM227 48V47H226ZM229 48V47H228ZM244 48V47H243ZM35 49V48H34ZM42 49H44V48H42ZM53 49V50H54ZM68 49V48H67ZM196 49V48H195ZM220 49V48H219ZM224 49V48H223ZM10 50V49H9ZM50 50V49H49ZM63 50V49H62ZM119 49L117 48V50L116 51H118ZM156 50V49H155ZM168 50H170V49H168ZM177 50H179V49H177ZM184 50V49H183ZM230 50V49H229ZM26 51H27V49H26ZM43 51V50H42ZM48 51V50H47ZM115 51V50H114ZM164 51V50H163ZM171 51V50H170ZM173 51V50H172ZM180 51V50H179ZM190 51V50H189ZM206 51V50H205ZM214 51V50H213ZM216 51H217V49H216ZM244 51V50H243ZM259 51V50H258ZM78 52V51H77ZM157 52V51H156ZM165 52V51H164ZM175 52V51H174ZM24 53V52H23ZM68 52H66V54H67ZM92 53H95L94 51L92 52ZM104 53H106V51L104 52ZM158 53V52H157ZM189 53V52H188ZM253 53V52H252ZM11 54H13V53H11ZM65 54V53H64ZM109 54H111V53H109ZM171 54V53H170ZM174 54V53H173ZM179 54V53H178ZM206 54V53H205ZM246 54V53H245ZM251 54V53H250ZM10 55V54H9ZM28 55V54H27ZM37 55H39V53L37 54ZM70 55V54H69ZM95 55V54H94ZM107 55V54H106ZM175 55V54H174ZM190 55V54H189ZM231 55H232V53H231ZM31 55H29V57H30ZM41 56V55H40ZM44 56V55H43ZM46 56H48V55H46ZM84 56V55H83ZM110 56V55H109ZM109 56H107V59L109 58ZM156 56V55H155ZM158 56H160V55H158ZM229 56H230V54L227 56V53L225 52V51H221V52H219L218 54H216L212 59L210 58L209 59V61L210 62H207V63H210V65L207 67V69L203 72V74L205 73V77L203 78V80H202V83H203V85H200L199 87H200V89H202V94H201V98H199L200 100H199V105L197 106L196 104H195V106H197V108L194 106V109L195 110H193L194 112L196 111V112H198L197 114L196 113H194V114H196V115H198L197 117H201V119L203 120V121H206V119L207 118H209V114L211 115V112H212V110L215 108V106L217 107V105H222V104H224L222 107H227V106H225L226 105V103H228V101L230 102V104L233 106V108L236 106L237 108H238V106L237 105H241V103L239 104V101L240 100H238L237 98H236V96L237 95H235L236 93H235V91H236V88H234V87H228V88H230L229 89V91H230V94H228L229 92H225L224 91V89L223 88H227V86L225 87H221V85H220V83L222 82V80H220V81H218V83H217V80H218V77L220 76L221 78H224V76L226 75V74H224V76H222L223 75V72L225 73V70L227 69V71H229V70H232V69H236L239 65H244L245 66V64H238L237 62H235V59L234 58H236V56L233 58V59H231L232 61H234L235 63H237V64H233L232 66H231V63H234V62H230V67H228L227 66V64H225L226 62H228V60H227V58L228 59H230L229 58ZM233 56V55H232ZM6 57H8L7 55H6ZM18 57V56H17ZM17 57L15 58L14 57V55H13V58H15V59H17ZM27 57V56H26ZM25 57V58H26ZM69 57V56H68ZM106 57V56H105ZM171 57V56H170ZM175 58L177 57V56H174ZM187 57V56H186ZM231 57V56H230ZM241 57V56H240ZM243 57V56H242ZM250 57V56H249ZM79 58V57H78ZM83 58V57H82ZM88 58H90V57H88ZM121 58H123L122 60H121ZM154 58V57H153ZM155 58H157V57H155ZM169 58V57H168ZM191 58V57H190ZM189 58V59H190ZM232 58V57H231ZM244 58V57H243ZM242 58V59H243ZM8 59V58H7ZM51 59V58H50ZM53 59V60H54ZM80 59H81V57H80ZM112 59V58H111ZM162 59V58H161ZM184 59H185V57H184ZM238 59H239V57H238ZM257 59V58H256ZM14 60V59H13ZM27 60H29V58L27 59ZM41 60V59H40ZM46 60V59H45ZM48 60V59H47ZM70 60H72V58L70 59ZM150 61L149 63H148V67H149V65H150V70H153L152 72H149V70H148V68L146 67V69H144V64H147L146 63V61ZM155 59H152V61L153 62H155L154 61ZM183 60V59H182ZM237 60V59H236ZM239 60H241V59H239ZM245 60V59H244ZM258 60V59H257ZM12 61V60H11ZM25 61H26V59H25ZM39 61V60H38ZM49 61V60H48ZM79 61V60H78ZM82 61V60H81ZM88 61V60H87ZM105 61H106V58H105ZM159 61H160V59H159ZM245 61H248V58H247V60H245ZM6 62H7V60H6ZM5 62V63H6ZM15 62V61H14ZM47 62V61H46ZM75 62V61H74ZM152 62V63H153ZM173 62V61H172ZM177 62H178V60H177ZM249 62V61H248ZM248 62H246V63H248ZM21 63V62H20ZM43 63H45V61L43 62ZM43 63H41L42 65H43V67L45 68L46 66L43 64ZM78 63H80V62H78ZM82 63H84V62H82ZM100 63V62H99ZM151 63V64H152ZM155 63H159V62H155ZM161 63H164V62H162V60H161ZM168 63V62H167ZM174 63V62H173ZM240 63V62H239ZM7 64V63H6ZM16 64H18V63H16ZM46 64H48V63H46ZM58 64V63H57ZM66 64V65H65ZM86 64V63H85ZM40 65V64H39ZM41 65V66H42ZM50 65V64H49ZM152 65H154V64H152ZM160 65V64H159ZM164 65V64H163ZM162 64H161V67L163 66ZM206 65V64H205ZM205 65H203V66H205ZM225 65H226V67H225ZM256 65V64H255ZM14 66V65H13ZM12 66V67H13ZM17 66V65H16ZM35 66H36V64H35ZM38 66V65H37ZM51 66V65H50ZM50 66L49 67H47V69L48 68H50ZM164 66H166V65H164ZM174 66V65H173ZM202 66V65H201ZM203 66H202V68H203ZM9 67V66H8ZM11 67V68H12ZM57 68V70H61L60 69V67H58V66H56ZM143 68L144 69V74H141V76L143 75V77H144V81H145V83L143 84V82H141V83H138V80H137V77H136V72H138V69L139 68ZM167 67L168 66H166V69H167ZM206 67V66H205ZM204 67V68H205ZM246 67V66H245ZM244 67V69H246ZM247 67H249L248 65H247ZM255 67V66H254ZM258 67V66H257ZM256 67V68H257ZM262 67V66H261ZM6 68V67H5ZM17 68V67H16ZM91 68V67H90ZM193 68V67H192ZM201 68V67H200ZM241 68V66L240 67H238L237 69L239 70ZM38 69V68H37ZM37 69H36V71H37ZM43 69V68H42ZM42 69H40L41 71H42ZM54 69V68H53ZM102 69V68H101ZM157 69V68H156ZM173 69V68H172ZM243 69V70H244ZM248 69V68H247ZM39 70V69H38ZM103 70V69H102ZM161 70H162V68H161ZM168 70V69H167ZM166 70V71H167ZM171 70V69H170ZM176 71H177V69H175ZM188 70V69H187ZM2 71H3V69H2ZM30 71V70H29ZM44 71V70H43ZM54 71V70H53ZM159 71V70H158ZM166 71H163V72H165L166 73ZM174 70H171V72H173ZM191 71H193L192 69H191ZM203 71V70H202ZM234 71H236L237 72V70H234ZM239 71H242V70H239ZM246 71H248V70H246ZM19 72V71H18ZM34 72V71H33ZM48 72V71H47ZM59 72V71H58ZM170 72V71H169ZM180 72V71H179ZM189 72H190V70H189ZM194 72V71H193ZM197 72V71H196ZM43 73V72H42ZM56 73V72H55ZM155 73V72H154ZM181 73V72H180ZM200 73V72H199ZM202 73V72H201ZM230 73V72H229ZM26 74V73H25ZM29 74V73H28ZM35 74V73H34ZM166 74H168V73H166ZM165 74V75H166ZM175 74H178L179 75V73H175ZM174 73H173V75H175ZM184 73H181V76L183 75ZM190 74V73H189ZM1 75H2V73H1ZM38 75V74H37ZM158 75H160V73H158ZM157 75V76H158ZM164 75V74H163ZM169 75V74H168ZM172 75V76H173ZM188 75V74H187ZM194 75H195V73H194ZM193 75V76H194ZM201 75V74H200ZM40 76H42L43 77V75H40ZM49 76V75H48ZM53 76V75H52ZM156 76V77H157ZM177 76V75H176ZM185 76V75H184ZM192 76V75H191ZM199 76V75H198ZM203 76V75H202ZM227 76V75H226ZM8 77V76H7ZM41 77V78H42ZM142 77V78H143ZM166 77H167V75H166ZM174 77V76H173ZM173 77L171 78L170 76H169V78L170 79H172V80H175V79H173ZM195 77H197V76H195ZM9 78H10V76H9ZM9 78H8V80H9ZM12 78H13V76H12ZM16 78V77H15ZM15 78H13V79H15ZM18 78V77H17ZM17 78L15 79V80H17ZM53 78V77H52ZM54 78H56L55 77V75H54ZM63 78V79H64ZM168 78V79H169ZM177 78V77H176ZM179 78V77H178ZM189 78L190 77H188V80H189ZM221 78H219V79H221ZM226 78V77H225ZM231 78V77H230ZM238 78V77H237ZM30 78H28V80H29ZM43 79V78H42ZM57 79V78H56ZM154 79V81H156V80H158V79H156L155 80V77L153 78ZM195 79V78H194ZM227 79V78H226ZM7 80V81H8ZM15 80H13L14 81V83H15ZM46 80V79H45ZM44 80V81H45ZM171 80V81H172ZM183 80V79H182ZM188 80H185V81H187L188 82ZM192 80V79H191ZM198 80V79H197ZM228 80V79H227ZM239 80V79H238ZM5 81H6V79H5ZM6 81V82H7ZM12 81V80H11ZM10 81V82H11ZM18 81V80H17ZM20 81V80H19ZM42 81V80H41ZM51 81V80H50ZM141 81H143V80H141ZM159 81H161V80H159ZM169 81V80H168ZM171 81H169V83L171 82ZM184 81V82H185ZM224 81V80H223ZM230 81V80H229ZM235 81V80H234ZM237 81V80H236ZM241 81H242V79H241ZM246 81H248V80H246ZM1 82V81H0ZM4 82V81H3ZM10 82H7V83H10ZM21 82V81H20ZM30 82V81H29ZM32 82V81H31ZM164 82H167L166 80L164 81ZM163 82V83H164ZM181 82V81H180ZM220 82V83H219ZM231 82V81H230ZM7 83H4L5 85H7ZM12 83V82H11ZM22 83V82H21ZM47 83V82H46ZM74 83H72V84H74ZM159 83V82H158ZM177 83V82H176ZM179 83V82H178ZM190 83H192V82H190ZM201 83V82H200ZM201 83V84H202ZM224 83V82H223ZM240 83V82H239ZM25 84V83H24ZM72 84H70V85H72ZM172 84H173V82H172ZM171 84V85H172ZM250 84V83H249ZM5 85H4V87H3V89L4 88H7V87H5ZM9 85V84H8ZM56 85V84H55ZM170 85V84H169ZM173 85H175V84H173ZM187 85V84H186ZM192 85V84H191ZM195 85V84H194ZM197 85V84H196ZM226 85V84H225ZM233 85H235V84H233ZM42 86V85H41ZM45 86V85H44ZM48 86V85H47ZM73 86V85H72ZM76 86V87H77ZM180 86H182L181 84H180ZM201 86H203V88L201 87ZM248 86V85H247ZM12 87V86H11ZM9 88V86H8V88H9V90L8 91H6L5 93H2V92H4L5 90H3L2 91V89L0 88V91H1V93H0V110H1V112L3 111V113L0 115V128H2V127H4L5 128V130H6V128H7V130H9V133L10 132H12V130L15 128H13V126H15V125H17V126H19L18 124V119H19V117L21 116V119H23L22 118V116H23V114L25 113V115H27V117L24 119L25 120V122L24 121H22V122H24L25 124V127L30 123V124H32V125H34V123L36 124V122L35 121H33L32 122V119H33V115H32V113H31V111H30V109L28 110H25V108H24V105L26 104V101H27V99H26V97L23 95V93H22V91H19V89L18 90H15V89H13V88ZM13 87H15L16 88V86H13ZM22 87V86H21ZM54 87V86H53ZM69 87V86H68ZM164 87V86H163ZM166 87V86H165ZM198 87V88H199ZM20 88V87H19ZM23 88V87H22ZM25 88V87H24ZM66 88V87H65ZM73 88H74V86H73ZM140 88V89H139ZM171 88V87H170ZM186 88V87H185ZM195 88H196V86H195ZM197 88V89H198ZM239 88V87H238ZM21 89V88H20ZM38 89V88H37ZM70 89V88H69ZM139 89V90H138ZM28 90V89H27ZM35 90V89H34ZM71 90H72V87H71ZM75 90V89H74ZM186 90V89H185ZM191 90V88H189V91ZM193 91H194V89H192ZM191 90V91H192ZM232 90V91H231ZM25 91V90H24ZM39 91V90H38ZM67 91H68V89H67ZM82 91V90H81ZM139 91L140 92H142L141 94L139 93ZM189 91L187 92V93H189ZM227 91V90H226ZM239 91V90H238ZM237 91V92H238ZM34 92H36V91H34ZM197 92H199V90L197 91ZM40 93V92H39ZM50 93V92H49ZM191 93V92H190ZM196 93V92H195ZM200 93H201V90H200ZM256 93H258V92H256ZM255 93V94H256ZM184 94V93H183ZM192 94H193V92H192ZM199 93H197V94H195V95H198ZM212 94H214V98H212L213 96H212ZM26 95V94H25ZM73 95V94H72ZM180 95V94H179ZM195 95H192V96H190V97H193V96H195ZM243 95V94H242ZM33 96V95H32ZM62 98H61V97ZM76 96H78L77 94H76ZM84 96V95H83ZM181 96V95H180ZM180 96H178V98H180ZM184 96H185V94H184ZM183 95L181 96L182 97V99H184L185 97H184ZM187 96H189V94H187ZM253 96V95H252ZM258 96V95H257ZM27 97H29V96H27ZM45 97V96H44ZM47 97V96H46ZM79 97V96H78ZM88 97V96H87ZM86 97V98H87ZM184 97V98H183ZM197 97V96H196ZM196 97H195V99H196ZM34 98V97H33ZM85 98V100H88V101H90V99L89 98H87L86 99ZM127 98V99H126ZM167 99V100H169V101H165L167 104H169V106H167V105H165L164 104V102L162 103V101H164V99ZM176 98V97H175ZM48 99V98H47ZM77 99V98H76ZM81 99V98H80ZM132 99H134V98H132ZM135 99H136V97H135ZM134 99V100H135ZM165 99V100H166ZM181 99V98H180ZM181 99V100H182ZM186 99V98H185ZM184 99V100H185ZM189 99V98H188ZM228 99H230V100H228ZM38 100V99H37ZM41 100V99H40ZM180 100V101H181ZM30 101V100H29ZM44 102H45V99L43 100ZM43 101H40V102H43ZM77 101V100H76ZM162 103V105L164 104L165 106H163V107H159L158 106V104H161L160 102ZM183 101V100H182ZM181 101V102H182ZM188 101V100H187ZM191 101V100H190ZM193 101L194 100H192V105L194 104L193 103ZM197 101H198V99H197ZM44 102H43V104H44ZM85 102V101H84ZM83 102V103H84ZM50 103V102H49ZM73 103V102H72ZM77 103V102H76ZM88 103V102H87ZM90 103V102H89ZM95 103V104H94ZM186 103V102H185ZM81 104V103H80ZM91 104V103H90ZM177 104V103H176ZM186 104H188V103H186ZM191 104V103H190ZM229 104V103H228ZM227 104V105H228ZM229 104V105H230ZM45 105H47V104H45ZM44 105V106H45ZM51 105V104H50ZM54 105V104H53ZM79 105V104H78ZM77 105V106H78ZM83 105V104H82ZM87 104L85 103V105L84 106H86ZM162 105H160V106H162ZM26 106V105H25ZM41 106V105H40ZM43 106V105H42ZM89 106V105H88ZM92 106V105H91ZM191 106V105H190ZM189 106V107H190ZM244 106V105H243ZM69 107V106H68ZM76 107V106H75ZM90 107V106H89ZM187 107V106H186ZM188 107V109H186L187 111L189 110L190 111V108ZM221 107V108H222ZM235 107V108H236ZM55 108V107H54ZM53 108V109H54ZM177 108V107H176ZM193 108V107H192ZM43 109V108H42ZM122 109V108H121ZM120 109V110H121ZM125 109H127V108H125ZM173 109V110H172ZM185 109V108H184ZM222 109H224V108H222ZM228 109H230V108H228ZM239 109V108H238ZM244 109V108H243ZM75 110H77L76 108L73 110L74 112H76ZM81 110V111H82ZM118 109H116V110H112V111H114V115L116 114V113H118V112H116ZM119 110V111H120ZM129 110V109H128ZM216 110H218V111H220L219 109H217L216 108ZM236 110V109H235ZM246 110V109H245ZM85 111V112H84ZM106 112H107V110H105ZM122 111V110H121ZM175 111H174V113H175ZM185 111V110H184ZM186 111V112H187ZM188 111V113H190ZM51 112V111H50ZM56 112V114H54ZM116 112V113H115ZM180 111H176V114L177 113H179ZM235 112H237V111H235ZM73 113V112H72ZM104 112H102V114H103ZM111 112H108L107 114H110ZM127 113V112H126ZM181 113V112H180ZM183 113V112H182ZM188 113H186V114H184V115H186L185 117H186V119H188L189 121H190V119L188 118ZM213 113H214V110H213ZM213 113H212V116H213ZM71 114V113H70ZM75 114V113H74ZM101 114V115H102ZM113 114V113H112ZM119 114L121 115V112H119ZM119 114H118V116H119ZM130 114V113H129ZM193 114V112L191 111V114H189V116L190 115H192ZM236 114V113H235ZM244 114V113H243ZM245 114H246V112H245ZM104 115L105 114H103V116L101 117V118H104ZM111 115V114H110ZM125 115V114H124ZM182 115V114H181ZM183 115V116H184ZM196 115H195V117H196ZM80 116V115H79ZM117 116V115H116ZM183 116H181V117H183ZM208 116V117H207ZM211 116V117H212ZM219 116V115H218ZM240 116V115H239ZM67 117V116H66ZM69 117V116H68ZM105 117H106V115H105ZM111 117H113L112 115H111ZM181 117H175V118H177L178 120L181 118ZM226 117V116H225ZM233 117V116H232ZM100 118V122H102V120H105L104 122H103V124L104 123H107V125H109L110 123L108 122V119H109V116L107 115V119H101ZM114 118V120H116L115 119V117H113ZM127 118L129 119V118H131V117H128V115H127ZM172 118H174V117H172ZM190 118H192V116H190ZM227 118V117H226ZM237 118H239V117H237ZM245 118V117H244ZM70 119V118H69ZM132 119V118H131ZM139 119V120H140ZM177 119H175V120H177ZM182 119V118H181ZM184 119V118H183ZM198 119V118H197ZM196 119V120H197ZM209 119H211V118H209ZM213 119V118H212ZM234 119V118H233ZM239 119H241V118H239ZM252 119V118H251ZM43 120H41V121H43ZM113 120V121H114ZM124 120V119H123ZM127 120V119H126ZM126 120H124V121H126ZM130 120V119H129ZM137 120V119H136ZM138 120V121H139ZM173 120V119H172ZM200 120V119H199ZM202 120H200V121H202ZM237 120V119H236ZM27 121V122H26ZM110 121V120H109ZM183 121V120H182ZM207 121H209V122H207V123H209V125H210V120H207ZM223 121V120H222ZM241 121V120H240ZM248 121V120H247ZM73 122H75V121H73ZM129 122V121H128ZM174 122V121H173ZM176 122H178V121H175V127H176ZM183 122H185V121H183ZM197 123H198V121H196ZM196 122L195 123H193L194 125L196 124ZM233 122V121H232ZM235 122V121H234ZM251 122V121H250ZM255 122V121H254ZM16 123H18V124H16ZM38 123V122H37ZM83 123V124H82ZM98 123V122H97ZM109 123V124H108ZM114 123V122H113ZM112 123V124H113ZM115 123L117 124V121H115ZM114 123V124H115ZM132 123V122H131ZM180 123V122H179ZM237 123H238V121H237ZM20 124H22V123H20ZM113 124V125H114ZM115 124V125H116ZM118 124H121L120 122L118 123ZM127 124V123H126ZM135 124V123H134ZM168 124H169V120H168ZM167 124V125H168ZM172 124V123H171ZM213 124V123H212ZM215 124V123H214ZM219 124H220V122H219ZM241 124V123H240ZM40 125V124H39ZM39 125L38 124H36L35 125V127L34 128H32L30 131L32 132V130H33V132L31 133V134H34V133H36V130H38V128H36V126L37 127H39ZM42 125V124H41ZM98 125H100L99 123H98ZM105 125V124H104ZM114 125V127H116L117 128V125L115 126ZM122 125V124H121ZM127 125H129V124H127ZM163 125V124H162ZM166 125V124H165ZM173 125V126H174ZM178 125V124H177ZM181 125V124H180ZM185 125V124H184ZM184 125H182L184 128H185V126ZM198 125V124H197ZM200 125H202L201 123H200ZM242 125V124H241ZM30 126V125H29ZM28 126V127H29ZM67 126V127H66ZM124 126V125H123ZM123 126H122V128H123ZM126 126V125H125ZM124 126V127H125ZM208 126V125H207ZM237 126V125H236ZM243 126V125H242ZM257 126V125H256ZM28 127H26V129H29ZM31 127H33V126H31ZM53 127V128H54ZM94 127V126H93ZM120 127V126H119ZM128 127V126H127ZM131 127V126H130ZM139 127H137L138 129H139ZM171 127V126H170ZM170 127H167V128H169V131H170ZM179 127H181V126H179ZM194 127H196V125L194 126ZM204 127V126H203ZM230 127V126H229ZM3 128V129H4ZM18 128V127H17ZM71 128H72V126H71ZM94 128H96V126L94 127ZM94 128H92V130H95ZM100 128V127H99ZM121 128V129H122ZM162 128V127H161ZM174 128V127H173ZM200 128V127H199ZM205 128H206V126H205ZM228 128V127H227ZM232 128V127H231ZM239 128V127H238ZM241 128V127H240ZM260 128V127H259ZM21 129V128H20ZM41 129V128H40ZM70 129V128H69ZM97 129V128H96ZM176 129V128H175ZM195 129V128H194ZM210 129V128H209ZM253 129V128H252ZM0 130H2V129H0ZM6 130V131H7ZM16 129H14V131H15ZM22 130V129H21ZM42 130V129H41ZM48 130H50V131H48ZM71 130V129H70ZM99 130V129H98ZM101 130V129H100ZM103 130V129H102ZM149 130H152V131H154V132H149ZM158 130H159V133L160 134H158ZM164 130V129H163ZM171 130H174V129H171ZM188 130V129H187ZM203 130V129H202ZM206 130V129H205ZM217 130V129H216ZM227 130V129H226ZM229 130V129H228ZM227 130V131H228ZM239 130V129H238ZM25 131V130H24ZM26 131H28V130H26ZM25 131V132H26ZM40 131V130H39ZM43 131V132H44ZM72 131V130H71ZM87 131V132H88ZM97 130H95V132H96ZM106 131H107V128H106ZM121 131L122 130H120V133H121ZM143 131V130H142ZM145 131V130H144ZM166 131H168V130H166ZM242 131H243V129H242ZM41 132V131H40ZM40 132H39V134H40ZM52 132V131H51ZM86 132V133H87ZM93 132V131H92ZM103 132H104V130H103ZM112 132V131H111ZM116 132V131H115ZM155 132H157V135L155 136ZM188 132V131H187ZM199 132V131H198ZM203 132V131H202ZM208 132V131H207ZM230 132H231V130H230ZM237 132V131H236ZM252 132V131H251ZM254 132V131H253ZM262 132H264V131H262ZM2 133V132H1ZM21 133V132H20ZM27 133H29V131L27 132ZM26 133V134H27ZM89 133V132H88ZM97 133V132H96ZM95 133V134H96ZM100 134L102 133V132H99ZM116 133H118V132H116ZM181 133V132H180ZM185 133H186V131H185ZM244 133V132H243ZM242 133V134H243ZM250 133V132H249ZM14 134V133H13ZM38 134V135H39ZM52 134H53V132H52ZM75 134V135H74ZM85 134V133H84ZM90 134H91V131H90ZM90 134L88 135V136H90ZM94 134V133H93ZM92 134V135H93ZM94 134V135H95ZM98 134V133H97ZM152 134H154V135H152ZM170 134V133H169ZM188 134H189V132H188ZM212 134V133H211ZM229 134V133H228ZM12 135V134H11ZM15 135V134H14ZM19 135V134H18ZM17 135V136H18ZM21 135V134H20ZM30 135V134H29ZM29 135H26V136H29ZM35 135V134H34ZM40 135H42V134H40ZM70 135H72V137L71 138H69L70 137ZM86 135V134H85ZM84 135V136H85ZM107 135V134H106ZM123 135V136H122ZM175 135H177V133L175 134ZM182 135V134H181ZM190 135V134H189ZM202 135H204L205 136V134H202ZM202 135H200V137L198 138V139H200L201 138V136ZM224 135V134H223ZM23 136V135H22ZM26 136H24V138L26 137ZM173 138H174V132H173ZM197 136H198V134H197ZM224 136H226V134L224 135ZM1 137V136H0ZM30 137V136H29ZM32 137V136H31ZM47 137V138H48ZM52 137H56L57 138V135L56 136H53L52 135ZM59 137V136H58ZM86 137V136H85ZM85 137L83 138V139H85ZM93 137V136H92ZM91 137V138H92ZM110 137V138H111ZM177 137H179L178 135H177ZM181 137V136H180ZM179 137V138H180ZM244 137V136H243ZM18 138V137H17ZM16 138V139H17ZM37 138H38V136H37ZM50 138V137H49ZM55 138V139H56ZM88 137H86V139H87ZM95 138H96V135H95ZM95 138H92L93 139V141H95L96 139ZM108 138V137H107ZM191 138V137H190ZM206 138H208V136L206 137ZM211 138V137H210ZM1 139V138H0ZM46 139V138H45ZM59 139V138H58ZM95 139V140H94ZM105 139H106V136H105ZM151 139H152V141H151ZM153 139H155V140H153ZM164 140V143H160V142H162V141H160L159 142V140ZM202 139H203V136H202ZM209 139V138H208ZM207 139V140H208ZM216 139V138H215ZM225 139V138H224ZM223 139V140H224ZM7 140V139H6ZM13 140V139H12ZM36 140V139H35ZM43 140V139H42ZM50 140H51V138H50ZM49 140V141H50ZM57 140V139H56ZM104 140V139H103ZM110 140V139H109ZM175 140H176V138H175ZM190 140V139H189ZM192 140V139H191ZM243 140V139H242ZM11 141V140H10ZM16 141H18V140H16ZM52 141V140H51ZM60 141V140H59ZM58 141V142H59ZM62 141H63V139H62ZM89 141V140H88ZM107 141H108V139H107ZM153 141H155V142H153ZM201 141H203V140H201ZM232 141V140H231ZM238 141V140H237ZM57 142V141H56ZM79 142H81V145H78V143ZM204 142V141H203ZM202 142V145L203 144H205V143H203ZM22 143V142H21ZM53 143V142H52ZM55 143V142H54ZM60 143H62V142H60ZM87 143H89V142H87ZM94 143H96V142H94ZM108 142H106V144H107ZM111 143V142H110ZM197 143V142H196ZM195 143V144H196ZM33 144V143H32ZM35 144V143H34ZM45 144V143H44ZM51 144V143H50ZM85 143L83 142V145H84ZM105 144V143H104ZM191 146L193 147V145H194V147L196 146L195 144H193V141H191ZM207 144V143H206ZM209 144V143H208ZM219 144V143H218ZM246 144V143H245ZM7 145V144H6ZM28 145V144H27ZM30 145H31V143H30ZM38 145V144H37ZM86 145V144H85ZM84 145V146H85ZM130 145H133V149H132V151L130 150V149H128V147H130ZM198 145V144H197ZM35 146V145H34ZM58 146V145H57ZM90 145L88 144V147H89ZM61 147V146H60ZM59 147V148H60ZM74 147H76L77 148V152H75L74 151ZM85 147H87V146H85ZM108 147H110V148H108ZM120 147V148H121ZM197 147H199V146H197ZM203 147H204V145H203ZM220 147V146H219ZM257 147V146H256ZM29 148H30V146H29ZM34 148V147H33ZM57 148V147H56ZM81 148V147H80ZM92 149H93V146L91 147ZM94 148H95V145H94ZM132 148V147H131ZM3 149V148H2ZM6 149H7V147H6ZM38 149V148H37ZM92 149H91V151H90V149H88V151H90V152H92ZM104 149V150H103ZM202 149V148H201ZM218 149H220V148H218ZM229 149V148H228ZM26 150V149H25ZM31 150H32V148H31ZM59 150V149H58ZM82 150H83V147H82ZM94 150V149H93ZM180 150V151H179ZM211 150V149H210ZM213 150V149H212ZM258 150V149H257ZM2 151V150H1ZM23 151V150H22ZM27 151V150H26ZM38 151H39V149H38ZM43 151V150H42ZM109 151V152H108ZM121 151V150H120ZM222 151V150H221ZM253 151V150H252ZM6 152V151H5ZM84 152H86V151H84ZM83 152V153H84ZM122 152V151H121ZM229 152V151H228ZM23 153V152H22ZM30 153V152H29ZM50 153V152H49ZM102 153H105L104 155L102 154ZM120 153V152H119ZM130 153H128V154H130ZM33 154V153H32ZM31 154V155H32ZM36 154V153H35ZM39 154V153H38ZM51 154V153H50ZM97 154V155H98ZM112 154V153H111ZM112 154V155H113ZM44 155V154H43ZM42 155V156H43ZM87 155V154H86ZM96 155V154H95ZM114 155H113V157H114ZM133 155V154H132ZM145 155H146V157H145ZM182 155H183V153H182ZM207 155V154H206ZM223 155V154H222ZM250 155H252V154H250ZM261 155V154H260ZM12 156V155H11ZM18 156V155H17ZM34 156V155H33ZM111 156V155H110ZM117 156H116V158H117ZM123 156H124V154H123ZM131 156V155H130ZM130 156L128 155V156H126V157H129V159H130ZM241 156V155H240ZM13 157H15V156H13ZM35 157V156H34ZM33 157V158H34ZM93 157H95V156H93ZM101 157V156H100ZM106 157V158H107ZM120 157V156H119ZM183 157V156H182ZM200 157V156H199ZM211 157V156H210ZM224 157V156H223ZM227 157V156H226ZM225 157V158H226ZM236 157V156H235ZM256 157H258L257 155H256ZM22 158V157H21ZM44 158V157H43ZM47 158V157H46ZM99 158V157H98ZM102 158V157H101ZM121 158V160L120 161H122V157H120ZM124 158H125V156H124ZM179 158V157H178ZM207 158V157H206ZM242 158V157H241ZM41 159V158H40ZM56 159H59V160H56ZM132 159V158H131ZM148 159V158H147ZM183 159V158H182ZM191 159H193V158H191ZM234 159V158H233ZM237 159V158H236ZM34 160H36V159H34ZM53 160V161H54ZM107 160V159H106ZM238 160H239V158H238ZM17 161H18V159H17ZM23 160L22 159H20L18 162H19V164H20V168H21V166H22V164H23V162H22ZM30 161V160H29ZM52 161V160H51ZM100 161V160H99ZM98 161V162H99ZM108 161V160H107ZM117 161V160H116ZM119 161V162H120ZM127 161V162H126ZM130 161V160H129ZM128 161V158H125L123 161H122V166L121 167H119V170H120V168L122 169V173H124L125 172V180L127 181L126 182V184H128V183H130V185H131V183L133 182V181H135V182H138L137 180H141V179H139L138 177H139V175H138V177H137V175L135 174V175H132L131 173V169H132V167L131 166H128V164L129 165H131L130 164V162ZM134 161V160H133ZM17 162V163H18ZM25 162H27L26 160H25ZM60 162V161H59ZM94 162V161H93ZM96 162V161H95ZM102 162V161H101ZM105 162V161H104ZM109 162V161H108ZM113 162V161H112ZM149 162V161H148ZM147 162V163H148ZM239 162V161H238ZM34 163V162H33ZM82 163H83V161H82ZM87 163V162H86ZM89 163V162H88ZM100 163V162H99ZM194 163V162H193ZM200 163H201V160H200ZM214 163V162H213ZM235 163V162H234ZM29 163H27V165H28ZM84 164V163H83ZM113 165H115V163H112ZM198 164H199V161H198ZM207 164V163H206ZM216 164V163H215ZM232 164V163H231ZM239 164V163H238ZM33 165V164H32ZM32 165H28L29 166V169L30 170H35V169H33V166ZM35 165V164H34ZM87 165V164H86ZM94 165V164H93ZM93 165H91L92 166V168H94L93 167ZM116 165H118V163L116 162ZM120 165H121V163H120ZM120 165H118V166H120ZM202 165V164H201ZM245 165V164H244ZM16 166V165H15ZM14 166V167H15ZM25 166V165H24ZM49 166V165H48ZM59 166H61V165H59ZM98 166V165H97ZM133 166V165H132ZM136 166V165H135ZM150 166V165H149ZM167 166V165H166ZM238 166V165H237ZM242 166V165H241ZM241 166H239V168L241 167ZM18 167V166H17ZM16 167V168H17ZM26 167V166H25ZM40 167V166H39ZM63 167V166H62ZM61 167V168H62ZM64 167H66L65 165H64ZM63 167V168H64ZM66 167V168H67ZM89 167V166H88ZM115 167V166H114ZM117 167V166H116ZM115 167V168H116ZM152 167V166H151ZM151 167H149V168H151ZM159 167V168H160ZM164 167V166H163ZM209 167V166H208ZM234 167V166H233ZM99 168V167H98ZM104 168V167H103ZM139 168H140V166H139ZM183 168V167H182ZM194 168V167H193ZM206 168V167H205ZM220 168V167H219ZM237 168V167H236ZM243 168V167H242ZM246 168V167H245ZM244 168V169H245ZM14 169V168H13ZM23 169V168H22ZM42 169V168H41ZM68 169V168H67ZM83 169H84V167H83ZM88 169V168H87ZM95 169V168H94ZM105 169V168H104ZM112 169V168H111ZM118 169V168H117ZM141 169V168H140ZM154 168H152L151 170H153ZM161 169V168H160ZM160 169H158V170H160ZM179 169V168H178ZM187 169V168H186ZM195 169V168H194ZM197 169V168H196ZM213 169V168H212ZM228 169V168H227ZM241 169V168H240ZM239 169V170H240ZM260 169V168H259ZM18 170V169H17ZM77 170V169H76ZM78 170H79V167H78ZM93 170V169H92ZM96 170V169H95ZM100 170V169H99ZM98 170V171H99ZM145 170V169H144ZM146 170H147V168H146ZM145 170V171H146ZM215 170V169H214ZM235 170V169H234ZM12 171H15V169L14 170H12L11 169V163H10V160L8 159V158H6L5 156L3 157V156H1V154H0V185L1 184H3V182L5 183V181H7L8 179H11V178H13V173H12ZM36 171V170H35ZM66 171V170H65ZM65 171H64V173L63 174H65ZM83 171V170H82ZM85 171V170H84ZM104 171V170H103ZM108 171V170H107ZM195 171V170H194ZM209 171V170H208ZM207 171V172H208ZM237 171V170H236ZM21 172V171H20ZM34 172V171H33ZM32 172V173H33ZM73 172H74V170H73ZM95 172V171H94ZM116 172V171H115ZM140 172V171H139ZM154 172V171H153ZM179 172V171H178ZM198 172V171H197ZM202 172V171H201ZM235 172V171H234ZM30 173V172H29ZM60 173V172H59ZM77 173V172H76ZM81 172H79V174H80ZM84 173V172H83ZM85 173H86V171H85ZM90 173H92V172H90ZM98 173V172H97ZM102 173V172H101ZM137 173H138V171H137ZM152 173V172H151ZM157 173V172H156ZM196 173V172H195ZM194 173V174H195ZM199 173V172H198ZM251 173H253V172H251ZM21 174V173H20ZM23 174V173H22ZM21 174V175H22ZM52 174H53V172H52ZM55 174V173H54ZM62 174V173H61ZM60 174V175H61ZM100 174V173H99ZM103 174V173H102ZM148 174V173H147ZM153 174V173H152ZM186 174V173H185ZM211 174V173H210ZM228 174V173H227ZM247 174V173H246ZM29 175V174H28ZM31 175V174H30ZM41 175V174H40ZM59 175V174H58ZM59 175V176H60ZM67 175V174H66ZM66 175H62V176H66ZM87 175V174H86ZM93 175V174H92ZM183 175V174H182ZM188 175V174H187ZM201 175V174H200ZM205 175V174H204ZM208 175V174H207ZM213 175V174H212ZM253 175V174H252ZM27 176V175H26ZM32 176H33V174H32ZM43 176V175H42ZM62 176H61V178H62ZM68 176H69V174H68ZM91 176V175H90ZM101 176V175H100ZM108 176V175H107ZM106 176V177H107ZM225 176V175H224ZM229 176V175H228ZM227 176V177H228ZM251 176V175H250ZM25 177V176H24ZM29 177V176H28ZM53 177H54V175H53ZM75 177V176H74ZM109 178H110V176H108ZM142 177V176H141ZM140 177V178H141ZM144 177V176H143ZM142 177V178H143ZM183 177V176H182ZM212 177V176H211ZM232 177V176H231ZM241 177H243V175L241 176ZM246 177V176H245ZM248 177V176H247ZM257 177V176H256ZM47 178H49V177H47ZM58 178V177H57ZM56 177H55V179H57ZM76 178V177H75ZM92 178V177H91ZM98 177H96V179H97ZM103 178V177H102ZM112 178V177H111ZM124 178V177H123ZM181 178V177H180ZM179 178V179H180ZM206 178V177H205ZM59 179V178H58ZM57 179V180H58ZM96 179H94V181L96 180ZM107 179V178H106ZM115 179V178H114ZM177 179V178H176ZM191 179V178H190ZM200 179V178H199ZM236 179V178H235ZM14 180H15V178H14ZM23 180V179H22ZM27 180H28V178H27ZM32 180H33V182H34V180L36 181V179H29V181L30 182H32ZM67 180H69V179H67ZM99 180H101V178H99ZM104 180V179H103ZM186 180H187V177H186ZM204 180V179H203ZM218 180H219V178H218ZM231 180V179H230ZM241 180V179H240ZM247 180V179H246ZM245 180V181H246ZM249 180V179H248ZM247 180V181H248ZM16 181V180H15ZM20 182H21V180H19ZM93 181V182H94ZM102 181V180H101ZM106 181V180H105ZM105 181H103L104 182V184L106 185V183H105ZM113 181V180H112ZM116 181V180H115ZM121 181H124V179L122 180L121 179ZM177 181H178V183L180 182V181H182V180H178L177 179ZM185 181V180H184ZM208 181V180H207ZM227 181V180H226ZM226 181H225V183H226ZM249 181H251V180H249ZM32 182V183H33ZM46 182H47V180H45V184H46ZM57 182V181H56ZM77 182H78V180H77ZM76 182V183H77ZM82 182V181H81ZM97 181H95V185L97 186V185H99L98 184V182L96 183ZM117 182V181H116ZM125 182V181H124ZM123 182V183H124ZM176 182V181H175ZM174 182V183H175ZM188 182V181H187ZM186 181H185V183H187ZM192 182V181H191ZM55 183V182H54ZM76 183H74V184H76ZM118 183H119V181H118ZM123 183H120V184H123ZM182 183V182H181ZM189 183V182H188ZM201 183V182H200ZM205 183V182H204ZM230 183H232V182H230ZM11 184V183H10ZM25 184V183H24ZM44 183H43V188H42V190L44 189V185H45ZM49 184H51V183H49ZM91 184V183H90ZM100 184H101V182H100ZM182 184H184V183H182ZM197 184H199V183H197ZM207 184V183H206ZM211 184V183H210ZM236 184V183H235ZM11 185H13V184H11ZM15 185V184H14ZM17 185V184H16ZM29 185H31V183L29 184ZM56 185V184H55ZM61 185V184H60ZM59 184H58V187L57 188H59V186H60ZM82 185V184H81ZM117 185V184H116ZM129 185V184H128ZM165 185V184H164ZM191 185V184H190ZM193 185V184H192ZM196 185V184H195ZM212 185V184H211ZM213 185H215V189H216V185H217V183L216 184H213ZM218 185H219V182H218ZM249 185V184H248ZM247 185V186H248ZM25 186V185H24ZM28 186V185H27ZM42 186V185H41ZM49 186V189H50V185H48ZM63 186V185H62ZM92 186L95 188L96 186H94V184H92ZM125 186V185H124ZM205 186H207V185H205ZM208 186H209V183H208ZM223 186V185H222ZM15 187V186H14ZM20 187V186H19ZM18 187V188H19ZM71 187V186H70ZM73 187V186H72ZM79 187H80V185H79ZM79 187H78V189H79ZM92 187V188H93ZM99 187H100V185H99ZM98 187V188H99ZM101 187H103V185L101 184ZM213 187V186H212ZM212 187H210V188H212ZM243 187V186H242ZM251 187H252V185H251ZM63 187H61V189H62ZM66 188H68V187H66ZM74 188H76V187H74ZM113 188V187H112ZM126 188V187H125ZM209 188V187H208ZM218 188V187H217ZM247 188V187H246ZM22 189V188H21ZM54 189H56V187L54 188ZM81 189H82V186H81ZM80 189V190H81ZM88 189V188H87ZM97 189V188H96ZM100 189V188H99ZM103 189V188H102ZM105 189V188H104ZM110 189V188H109ZM219 189V188H218ZM243 189V188H242ZM13 190V189H12ZM16 190H17V188H16ZM23 190V189H22ZM57 190V189H56ZM67 190V189H66ZM83 190H84V188H83ZM85 190H86V188H85ZM250 190V189H249ZM48 191V190H47ZM47 191L45 192V190H43V194L39 197V199L37 198L36 200H37V204H40V205H42V206H46V203L47 202H45L46 200H44V199H42V197H44L45 195H47L48 193H47ZM49 191H51L50 193H51V196H52V193H53V188H52V190H49ZM77 191V190H76ZM111 191V190H110ZM243 191V190H242ZM13 192V191H12ZM15 192V191H14ZM17 192V191H16ZM64 192V191H63ZM239 192V191H238ZM18 193V192H17ZM17 193L15 194V195H17ZM57 193H59V192H57ZM81 193V192H80ZM88 193H91V192H88ZM100 193V192H99ZM103 192H101V194H102ZM217 193V192H216ZM14 194V193H13ZM12 194V195H13ZM20 194V193H19ZM25 194V193H24ZM82 194V193H81ZM94 194H96V193H94ZM104 194V193H103ZM123 194V193H122ZM234 194V193H233ZM237 194V193H236ZM29 196H30V199H31V195L30 194H28ZM50 195V194H49ZM59 195H60V193H59ZM65 195H68V194H65ZM80 195V194H79ZM87 195V194H86ZM91 195H93V193L91 194ZM118 195V194H117ZM255 195H256V193H255ZM258 195V194H257ZM2 196V197H1ZM4 196H5V194H4ZM2 194L0 195V200H1V198H3L4 197ZM51 196H48V199H49V197H51ZM61 196V195H60ZM85 196V195H84ZM89 196V195H88ZM235 196V195H234ZM238 196V195H237ZM246 196V195H245ZM248 196V195H247ZM246 196V197H247ZM250 196V195H249ZM65 197V196H64ZM83 197V196H82ZM94 197V196H93ZM100 197H104V199L107 197V195L106 196H104V195H101ZM115 197H118V196H115ZM114 197V198H115ZM226 197V196H225ZM255 197V196H254ZM61 197H59V199H60ZM67 198H69V197H67ZM89 198V197H88ZM91 198V197H90ZM97 198V197H96ZM227 198H228V196H227ZM248 198V197H247ZM253 198V197H252ZM61 199H63V198H61ZM65 199V198H64ZM85 199V198H84ZM101 199V198H100ZM115 199H117V198H115ZM115 199H114V201H115ZM213 199V198H212ZM237 199V198H236ZM257 199V198H256ZM35 200V199H34ZM53 200V199H52ZM66 200V202H71L72 200L69 198V200H71V201H69L68 199H65ZM80 200V199H79ZM86 200L88 201V199L86 198ZM85 200V201H86ZM93 200V199H92ZM91 200V201H92ZM153 200V199H152ZM222 200V199H221ZM238 200V199H237ZM241 200V199H240ZM255 200V199H254ZM48 201H51V200H48ZM64 201V200H63ZM97 201V200H96ZM96 201H94V202H96ZM101 201V200H100ZM104 201V200H103ZM216 201V200H215ZM230 201V200H229ZM228 201V202H229ZM24 202H25V200H24ZM182 202V201H181ZM186 202V201H185ZM190 202V201H189ZM233 201H231V203H232ZM244 202V201H243ZM32 203V202H31ZM36 203V202H35ZM60 203H61V201H60ZM72 203V202H71ZM71 203H70V205H71ZM85 203H87V202H85ZM91 203V202H90ZM155 203V202H154ZM157 203V202H156ZM163 203V202H162ZM169 203V202H168ZM167 203V204H168ZM174 203V202H173ZM177 203V202H176ZM188 203V202H187ZM186 203V204H187ZM230 203V202H229ZM14 204V203H13ZM16 204V203H15ZM18 204V203H17ZM30 204V203H29ZM64 204H66V203H64ZM83 204V203H82ZM93 204V203H92ZM152 204H153V202H152ZM151 204V205H152ZM160 204H161V202H160ZM166 204V205H167ZM171 204V203H170ZM241 204V203H240ZM245 204V203H244ZM253 204V203H252ZM262 204V203H261ZM4 205H6V204H4ZM67 205V204H66ZM78 205V204H77ZM87 205V204H86ZM114 205V204H113ZM154 205V204H153ZM156 205H159L158 203L156 204ZM164 205V204H163ZM165 205V206H166ZM15 206V205H14ZM26 206V205H25ZM50 206V204L47 206V208ZM60 206H61V204H60ZM63 206V205H62ZM69 206V205H68ZM82 206V205H81ZM162 206V205H161ZM161 206H158V207H161ZM173 206V205H172ZM184 206V205H183ZM201 206V205H200ZM231 206V205H230ZM253 206V205H252ZM18 207V206H17ZM66 206H64V208H65ZM70 207V206H69ZM71 207H73L72 205H71ZM83 207L84 206H82V209H83ZM86 207V206H85ZM155 207V206H154ZM180 207V206H179ZM30 208V207H29ZM36 208V207H35ZM43 208V207H42ZM67 209H68V207H66ZM137 208V207H136ZM139 208V207H138ZM163 208V207H162ZM162 208H160V209H162ZM172 208V207H171ZM171 208H169L168 206H166L165 207V209H162L161 211L159 210V208L157 209L156 207H155V209H157V211H153V210H151V211H148L147 212V214H145V217H146V215H147V218L145 219V218H143L142 216H141V218H142V221H143V219H144V222H141L140 224H142L143 226H147V225H150L149 226V230H147L148 231V233H147V235H146V237H144L143 235H142V238H141V241H143L144 243H142V248L143 249H146V250H148L149 249V251L150 250H152L153 248H154V250L156 249V247L158 248V247H162V248H164V249H166L167 250V248H168V245H166V244H163V243H161V241H158V239H161V237H163V236H161V235H163L165 232H164V226H166V224H167V226H169L168 228H170V225H168V223L170 224V223H172L173 222V224H174V226L176 225V226H179V225H177L176 223H178V222H176V217H175V215L174 214H172V212H173V210H172V212H171ZM192 208V207H191ZM194 208V207H193ZM192 208V209H193ZM24 209V208H23ZM86 209V208H85ZM93 209V208H92ZM95 209V208H94ZM97 209V208H96ZM154 209V210H155ZM182 208H180V210H181ZM185 209V208H184ZM226 209V208H225ZM17 209L15 208V211H16ZM31 210V209H30ZM42 210V209H41ZM45 210V209H44ZM48 210V209H47ZM50 210V209H49ZM62 210V209H61ZM65 211H66V209H64ZM64 210H62V211H54L53 212V214H52V212H50L51 213V215H52V221H51V223H49V225L50 226H48V224L46 225V226H48L47 228H49L50 227V231H49V233H51V229H53V228H56L57 226H59V228H60V226L62 227V226H64L65 224H66V220H67V217L66 216H69V215H66V213L64 212ZM73 210V209H72ZM89 210V209H88ZM98 210V209H97ZM124 210V209H123ZM136 210V212L139 210V212L141 211V209H135ZM258 210V209H257ZM6 211V210H5ZM20 211V210H19ZM29 211V210H28ZM100 211V210H99ZM103 211V210H102ZM113 211H115V210H113ZM117 211V210H116ZM121 211H122V209H121ZM188 211V210H187ZM186 211V212H187ZM244 211V210H243ZM246 211V210H245ZM41 212V211H40ZM46 212V211H45ZM68 213H69V210L67 211ZM74 212H76V211H74ZM180 212H182V211H180ZM184 212L185 211H183L182 212V214H184ZM190 212H191V210H190ZM189 212V213H190ZM229 212V211H228ZM248 212V211H247ZM11 213V212H10ZM21 213V212H20ZM71 213V212H70ZM69 213V214H70ZM95 213H96V211H95ZM102 213V212H101ZM114 213V212H113ZM115 213H117V214H119L118 212H115ZM140 213H143V211L142 212H140ZM139 213V214H140ZM145 213H146V211H145ZM202 213V212H201ZM216 213V212H215ZM214 213V214H215ZM230 213H232V212H230ZM238 213V212H237ZM236 213V214H237ZM1 215H2V213H0ZM7 214V213H6ZM14 214V213H13ZM41 214V213H40ZM89 214V213H88ZM87 214V215H88ZM98 214V213H97ZM116 214V215H117ZM132 214H134V213H132ZM228 214V213H227ZM244 214V213H243ZM254 214V213H253ZM5 215V214H4ZM8 215V214H7ZM6 215V216H7ZM11 215V214H10ZM42 215V214H41ZM49 215V214H48ZM47 215V216H48ZM50 215V216H51ZM91 215V214H90ZM101 215V214H100ZM104 215V214H103ZM115 215V214H114ZM113 215V216H114ZM121 215V214H120ZM229 215H231V214H229ZM241 215V214H240ZM250 215V214H249ZM248 215V216H249ZM9 216V215H8ZM20 216V215H19ZM77 216V215H76ZM92 216H94V215H92ZM126 216H128V221H129V217H130V214L128 215V214H126ZM134 216V215H133ZM226 216V215H225ZM252 216V215H251ZM259 216V215H258ZM260 216L262 217V215L260 214ZM1 217V216H0ZM15 216H13V218H14ZM24 217V216H23ZM71 217V216H70ZM97 217V216H96ZM101 217V216H100ZM100 217H98V218H100ZM210 217V216H209ZM231 217V216H230ZM239 217V216H238ZM243 217H245L244 215H243ZM48 218H49V216L47 217V221H49L48 220ZM74 218V217H73ZM77 218H79V216H77ZM91 218V217H90ZM97 218V219H98ZM102 218V217H101ZM114 218H116V217H114ZM121 218V217H120ZM119 218V219H120ZM131 218H133V217H131ZM136 219H137V216L135 217ZM205 218V217H204ZM203 218V219H204ZM207 218V217H206ZM205 218V219H206ZM233 218V217H232ZM237 218V217H236ZM246 218V217H245ZM250 218V217H249ZM255 218V217H254ZM7 219V218H6ZM27 219V218H26ZM86 219V218H85ZM204 219V221H208V219L207 220H205ZM226 219V218H225ZM251 219V218H250ZM4 220V219H3ZM51 220V219H50ZM74 220H77V219H73V222H74ZM100 220H102V219H100ZM123 220H126V219H123ZM131 220V219H130ZM233 220V219H232ZM241 221H243L242 219H240ZM254 220V219H253ZM252 220V221H253ZM7 221V220H6ZM20 221V220H19ZM69 221H70V219H69ZM88 221V220H87ZM93 221V220H92ZM132 221V220H131ZM133 221H134V219H133ZM255 221V220H254ZM28 222V221H27ZM89 222V221H88ZM96 222V221H95ZM94 222V223H95ZM103 222V221H102ZM117 222H118V219H117ZM119 222H120V220H119ZM119 222H118V224H119ZM122 222V221H121ZM136 222H138L137 220H136ZM221 222V221H220ZM16 223V222H15ZM25 223V222H24ZM31 223V222H30ZM85 223H86V221H85ZM85 223H84V225H85ZM96 223H98V220H97V222ZM127 223V222H126ZM126 223H123V224H126ZM129 224H130V221L128 222ZM204 223V222H203ZM230 223V222H229ZM240 223V222H239ZM245 223V222H244ZM21 224V223H20ZM70 224H72V223H70ZM75 224V223H74ZM89 224H91L90 222H89ZM122 224V223H121ZM138 224V223H137ZM136 224V225H137ZM140 224H139V226H140ZM172 224V225H173ZM179 224V223H178ZM193 224V223H192ZM194 224H195V222H194ZM205 224V223H204ZM207 224V223H206ZM205 224V225H206ZM226 224V223H225ZM254 224H256V223H254ZM27 225V224H26ZM34 225V224H33ZM73 225V224H72ZM96 225V224H95ZM94 225V227H96ZM104 225H106V223L104 224ZM131 225V224H130ZM199 225V224H198ZM229 225V224H228ZM232 225V224H231ZM247 225V224H246ZM2 226V225H1ZM0 226V227H1ZM14 226V225H13ZM32 226V225H31ZM40 226V225H39ZM103 226V225H102ZM101 226V227H102ZM125 226V225H124ZM135 226V225H134ZM133 226V227H134ZM218 226V225H217ZM220 226H222V225H220ZM235 226H236V224H235ZM235 226H234V228H235ZM244 226V225H243ZM248 226H249V224H248ZM252 226V225H251ZM3 227V226H2ZM18 227V226H17ZM25 227V226H24ZM37 227V226H36ZM73 227V226H72ZM90 227V226H89ZM122 227H123V225H122ZM136 227V226H135ZM185 227V226H184ZM193 227H194V225H193ZM200 227V226H199ZM211 227V226H210ZM213 227V226H212ZM215 227V226H214ZM223 227V226H222ZM228 227V226H227ZM232 227V226H231ZM255 227V226H254ZM260 227H261V225H260ZM47 228H46V230H47ZM63 228V227H62ZM97 228V227H96ZM130 228V227H129ZM140 228H142V226L140 227ZM171 228L173 229V226H171ZM170 228V230H172ZM175 228H178V227H174V229ZM198 228V227H197ZM201 228V227H200ZM205 228V227H204ZM204 228H202V229H204ZM218 228V227H217ZM233 228V229H234ZM259 228V227H258ZM257 228V229H258ZM262 228H264V225H262ZM261 228V229H262ZM16 229V228H15ZM18 229V228H17ZM57 229V228H56ZM56 229H53L52 230V234H55L56 233ZM87 229V228H86ZM93 229V228H92ZM101 229V228H100ZM106 229V228H105ZM123 229V228H122ZM126 229V228H125ZM133 229V228H132ZM134 229H136V228H134ZM137 229H138V227H137ZM194 229V228H193ZM196 229V228H195ZM207 229V228H206ZM229 229V228H228ZM246 229H248V231L250 230L248 227L246 228ZM2 230V229H1ZM66 230H68L67 229V227H66ZM98 230V229H97ZM104 230V229H103ZM107 230V229H106ZM142 230V229H141ZM144 230V229H143ZM169 230V229H168ZM180 230H182V229H180ZM179 230V231H180ZM230 230V229H229ZM256 230V229H255ZM259 230V229H258ZM57 231H58V229H57ZM72 231H74V230H72ZM87 231V230H86ZM92 231V230H91ZM102 231V230H101ZM105 231V230H104ZM109 231V230H108ZM119 231V230H118ZM138 231H140V229L138 230ZM173 231V230H172ZM178 231V230H177ZM193 231V230H192ZM208 230H206L205 231V229L204 230H201L199 233H197V234H195V235H193V234H191V237L189 238L190 239V242H191V246H192V248H193V250H192V253L194 252V254H195V256L197 255L199 258L200 257H205L204 259H206V257H210L211 258V262H210V260H208L210 263L209 264H248V263H246L247 261L249 262L250 261V259L248 260L245 256V260L243 261V262H241L240 261V263H238L237 261L235 262L234 261V258L232 259V257L230 256V255H232L233 253H234V251H233V253H232V251H231V253H230V255H229V252H230V250H231V248H229L228 246H224L223 248L221 247V248H219L218 247V245H217V247H215L214 245H213V243H209V241H207V239L208 238H211V237H209V232H207ZM217 231H218V229H217ZM223 231V230H222ZM26 232H27V230H26ZM82 232H83V230H82ZM90 232V231H89ZM97 232V231H96ZM99 232V231H98ZM132 232V231H131ZM134 232V231H133ZM141 232H143V231H141ZM140 232V233H141ZM211 232H212V230H211ZM210 232V233H211ZM219 232V231H218ZM224 232V231H223ZM69 233V232H68ZM81 233V232H80ZM126 233V232H125ZM125 233H123L124 235H125ZM171 233V232H170ZM174 233V232H173ZM196 233V232H195ZM213 233V232H212ZM220 233V232H219ZM229 233V232H228ZM72 234H74V232H72ZM94 234V233H93ZM100 234V233H99ZM121 234V233H120ZM122 234V235H123ZM126 234H128V233H126ZM132 234V233H131ZM144 234V233H143ZM167 234V233H166ZM189 234V235H190ZM49 235H51V234H49ZM48 235V236H49ZM60 235V234H59ZM66 235V234H65ZM81 235V234H80ZM85 235V234H84ZM134 235V234H133ZM145 235V234H144ZM240 237H242V234L240 233ZM244 235H247V234H244ZM1 236V235H0ZM10 236V235H9ZM52 236V235H51ZM56 236V235H55ZM67 236V235H66ZM95 236V235H94ZM98 236V235H97ZM100 236V235H99ZM111 236V235H110ZM166 236V235H165ZM177 236H178V234H177ZM181 236V235H180ZM221 236V235H220ZM262 235H260V237H261ZM17 237H18V235H17ZM22 237H23V235H22ZM36 237V236H35ZM50 237V236H49ZM59 237V236H58ZM79 237V236H78ZM88 237L90 238V235H88L87 234V237H84V239H83V242L85 241V240H87L88 239ZM96 237V236H95ZM109 237V236H108ZM127 237H129V236H127ZM137 237V236H136ZM182 237V236H181ZM214 237V236H213ZM218 237V236H217ZM240 237L238 236V238H239V243H238V245H235V247H236V249L237 250H239V251H241L242 253L244 252L245 253V251H247V249H249L250 250V252L251 253H253L252 251H254V246L253 247H249V246H243L240 242H241V240L243 239V238H241L240 239ZM243 237H246V236H243ZM250 237H251V234H250ZM20 238V237H19ZM82 238V237H81ZM85 238H87V239H85ZM92 238V237H91ZM178 238H180L179 236H178ZM219 238V237H218ZM221 238H223V237H221ZM252 238H254L255 239V237H254V234H253V237ZM262 238H264V236H262ZM4 239V238H3ZM16 239V238H15ZM30 239V238H29ZM56 238L54 237V239H53V237H52V240L53 241H56L55 240ZM60 239V238H59ZM94 239V238H93ZM101 239V238H100ZM112 239H114V238H112ZM124 239V238H123ZM147 239V240H146ZM184 239V238H183ZM225 239H227V237H225ZM248 239V237L246 238V240ZM258 240L260 239V238H257ZM71 240V239H70ZM91 240V239H90ZM96 240H97V238H96ZM131 240V239H130ZM135 240H139V239H136L135 238ZM212 240V239H211ZM223 240H224V238H223ZM253 240V239H252ZM261 240V239H260ZM259 240V241H260ZM29 242L30 240H28V235H27V233L24 235V240H23V242ZM33 241V240H32ZM67 241V240H66ZM69 241V240H68ZM88 241H89V239H88ZM91 241H93V240H91ZM90 241V242H91ZM107 241V240H106ZM128 241V240H127ZM146 241H150L149 243L150 244H145V242ZM224 241H226L227 242V240H224ZM242 241H244V240H242ZM254 241V240H253ZM74 241H72L71 243H73ZM76 242V241H75ZM82 242V241H81ZM81 242H78V244H80ZM82 242V243H83ZM87 242V241H86ZM86 242H85V244L84 245H87V244H89V242L86 244ZM136 242V241H135ZM138 242H140V241H138ZM137 242V243H138ZM183 242V241H182ZM221 242H223V241H221ZM225 242V243H226ZM257 242V241H256ZM262 242H264V241H262ZM262 242H260V243H262ZM17 243V242H16ZM19 243V242H18ZM21 244H23L22 242H20ZM30 243V242H29ZM39 243V242H38ZM37 243V244H38ZM63 243V242H62ZM62 243H61V247H62ZM68 243V242H67ZM67 243H65V244H67ZM148 243V242H147ZM184 243V242H183ZM186 243V242H185ZM234 243V242H233ZM244 243V242H243ZM255 243V242H254ZM259 242H257V244H258ZM8 244H9V242H8ZM35 244V243H34ZM69 244V243H68ZM74 244V246L76 247L75 249H74V251L72 252V250H71V252L69 253V255H72V257H75L76 255V257H78V256H81L82 254V251H84L85 250V247H84V245H83V247H82V245H78V244H75V243H73ZM124 244V243H123ZM187 244V243H186ZM235 244V243H234ZM247 244V243H246ZM245 244V245H246ZM14 245V244H13ZM78 245V246H77ZM91 245V244H90ZM89 245V246H90ZM95 245H96V243H95ZM102 245V244H101ZM116 245H118V244H116ZM162 245V246H161ZM10 246V245H9ZM15 246V245H14ZM17 246H19V245H17ZM21 247H22V245H20ZM29 246V245H28ZM58 245L56 244V247H57ZM112 246V245H111ZM115 246V245H114ZM189 246V245H188ZM231 246H233L234 247V245H231ZM43 247V246H42ZM56 247L53 245V251H55V249H56ZM103 247V246H102ZM118 247H120V246H118ZM171 247H173L174 248V252H178V253H181L182 255L184 254L185 255V257L179 262V258H177V256H175L176 257V260H174L173 261V264H183L185 261V263H191V264H194L193 262H194V259H196V258H194L193 259V261H192V259H191V256H190V251L189 250H187V249H183V248H177V247H175V246H171ZM181 247V246H180ZM183 247V246H182ZM5 248V247H4ZM30 248V247H29ZM58 248V247H57ZM70 248H72V247H70ZM87 248H89V247H87ZM86 248V250H88ZM130 248V247H129ZM172 248V249H173ZM66 249V248H65ZM102 249V248H101ZM128 249V248H127ZM134 249V248H133ZM169 249V248H168ZM171 249V250H172ZM189 249H190V247H189ZM18 250V249H17ZM20 250V249H19ZM30 250V249H29ZM68 251H70L69 250V248L67 249ZM66 250V251H67ZM86 250H85V253H86ZM94 250H96V248L94 249ZM117 250V249H116ZM160 250H162V249H160ZM233 250V249H232ZM248 250V251H249ZM32 251V250H31ZM36 251H38V250H35V252ZM64 251V250H63ZM98 251V250H97ZM99 251H101V250H99ZM132 251V250H131ZM137 251H139V250H137ZM169 251V250H168ZM186 251V252H185ZM256 251V250H255ZM26 252V251H25ZM43 252V251H42ZM45 252V251H44ZM56 252V251H55ZM60 252V251H59ZM105 252V251H104ZM103 252V253H104ZM140 252H141V250H140ZM145 252V251H144ZM143 252V253H144ZM155 252V251H154ZM237 252V251H236ZM261 252V251H260ZM260 252H258L257 251V253H260ZM102 253V252H101ZM125 253V252H124ZM148 253V252H147ZM35 254V253H34ZM39 254V253H38ZM38 254H35L34 256H36V260H35V264H51V263H49V257L47 258V256H44V257H42V258H40V255H38ZM81 254V255H80ZM115 254V253H114ZM235 254V253H234ZM33 255V254H32ZM31 255V256H32ZM74 255V256H73ZM105 255V254H104ZM193 255V254H192ZM242 255V254H241ZM240 255V256H241ZM245 255L247 256V253H245ZM2 256H5V255H3V254H1V252H0V261H2ZM9 256V255H8ZM42 256V255H41ZM50 256V255H49ZM53 256V255H52ZM83 256V255H82ZM98 256H99V254H98ZM101 256V255H100ZM106 256V255H105ZM104 256V257H105ZM133 256V255H132ZM136 256V255H135ZM145 256V255H144ZM76 257H75V259H76ZM103 257V258H104ZM234 257V256H233ZM9 258V257H8ZM16 258V257H15ZM51 258V257H50ZM71 258V257H70ZM83 258H85V257H83ZM97 258V257H96ZM152 259H149V258H147L146 260H147V263L146 264H158V263H156V260H154L153 259V257H151ZM198 258V259H199ZM243 258V257H242ZM4 259H5V257H4ZM3 259V260H4ZM33 259H35L34 257H33ZM48 259V260H47ZM55 259V258H54ZM80 259H81V257H80ZM78 260L79 262L82 260ZM97 259H100V258H97ZM119 259V258H118ZM203 258H202V261L204 260ZM237 258H235V260H236ZM254 260H255V258H253ZM13 260V259H12ZM84 260V259H83ZM111 260V259H110ZM121 260V259H120ZM185 260V261H184ZM199 260H201V259H199ZM243 260V259H242ZM262 260V259H261ZM51 261V260H50ZM124 261V260H123ZM128 261H130V260H128ZM184 261V262H183ZM207 261V260H206ZM205 261V262H206ZM258 260H256L255 262H257ZM262 261H264V260H262ZM261 261V262H262ZM85 262V261H84ZM101 262V261H100ZM110 262V261H109ZM125 262H126V260H125ZM197 262H198V260H197ZM200 262V261H199ZM205 262H204V264H205ZM251 263L253 262L252 260L250 261ZM261 262H259V263H261ZM7 263V262H6ZM13 263V262H12ZM141 264H142V262H140ZM139 263V264H140ZM145 262H143V264H144ZM100 264V263H99ZM127 264V263H126ZM137 264V263H136ZM197 264V263H196ZM199 264V263H198Z\"/></svg>",
	"mask_w": 264,
	"mask_h": 264
}]
</instances>
